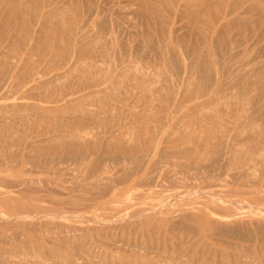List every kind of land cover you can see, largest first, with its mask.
I'll use <instances>...</instances> for the list:
<instances>
[{"label": "rangeland", "instance_id": "rangeland-1", "mask_svg": "<svg viewBox=\"0 0 264 264\" xmlns=\"http://www.w3.org/2000/svg\"><path fill=\"white\" fill-rule=\"evenodd\" d=\"M18 1H21V0H1L0 1V3H1L0 4V110H1V108L4 109L3 110L4 112H2V110L0 111V119H1L0 120V151H1V153H0V157H1L0 158V175H1L0 178L2 179V180L0 179V260H2L1 257H3V256L8 257L10 255L13 259H15V261L19 260L17 262H20V261L22 262L23 260H20V258L23 259L22 257H24V262H26V260H27V264L29 262L32 263L33 260L35 261L36 259L40 260L39 261L40 264H42V262L44 263L46 260H48V261H46L45 264H53L56 261H54L55 259L51 258L52 255H50L48 252H50L52 254L53 250H55L54 256L56 254V255H59L57 257L60 258V255L63 254L64 252H65L64 255L68 254L70 256L69 257L68 255H66L65 256L66 258L64 257L65 258L64 260L66 262L64 260H61L63 258H60L61 261H59V259H57V257L55 256V258L57 260V264L58 263L60 264L62 261H64L65 263H69V264H72V263L73 264H78V263L80 264V262H82V260H84L83 261L84 263L82 262L83 264H87V263L88 264H100V263L101 264L102 263L103 264H112L113 262L115 264H118L117 262H122L119 264H129V263L133 264V262H135L136 259H138V260L140 259L141 262H143L144 264H158L159 262H160L159 264H164L163 262H165V261H166L165 264L167 262H170L167 264H171V263L177 264V263H175L176 260L180 258L179 260L182 261L181 259H183L184 257H185V259L188 257V259L186 261L183 259V262H180V264H183L184 262H187V261L188 262L186 264H198V263H200V264H209V263L210 264H245V262L248 260L251 261L250 262L251 264H254V262H255L254 260L257 261L255 264H257V263L264 264V224L262 225V223L256 224V223H250L247 221V224L244 226L242 225L244 223L237 224V225L233 224L234 228H233V225H230V227H223L222 229H219V231H218V229L212 227V222L207 223L206 220H205L206 223L204 220H201V219H198L197 221H193V219H191L192 222L188 219H185L183 221L182 218L178 217V216L181 217L180 213L172 214V215L168 216V218H167V216L160 217V215H156L155 218L154 217L152 218L151 216L145 217V215H144L148 212V209H151L153 206L157 205L159 203L158 202L159 200L167 199L172 194H178L180 197H184V196H182L183 194L184 195L185 194L186 195L191 194V196H192L193 195L192 191L197 190L199 192L203 191L202 192L203 196L198 194V198H197L198 203H195V204L192 203L190 205L189 203H191V201L195 199V196H194V198L189 196L188 198H190V197L192 198L191 200L189 199V201H188V198H185V199L183 198L184 201H186V200L188 201V202L187 201L185 202V203H188L187 206L181 205L180 207L186 208V207H190L192 205L193 206H202L203 205L202 203H204V202L207 203L206 200L208 201L209 200L208 198H210L208 193L205 192V191H207V192H211V193L213 192L215 194V197H224V199L232 200V201L234 199L235 202L239 203L240 205H243V207L245 206L246 208L244 207L243 209H241L242 210V213H241L242 216H246V217L248 216L247 218L258 220V218H260L259 217L260 215H256V213H260L261 211H262L260 213L261 218L264 216V208H263L264 207V192H263L264 190H262V188L264 189V183H263L264 182V178H263L264 172H262V171H264V159H262V158H264V136H262V135H264V131H262V130H264V117H263V114H264V108H263L264 107V105H263L264 104L263 103L264 102V100H263L264 99L263 98L264 97V93H263L264 87H262V86H264V72L262 74V70L264 69V67L259 66L260 63H261V65L264 64V62L263 63L259 62L262 60L264 61V54H263L264 53V0H257L258 2L255 0L257 3L254 0H197V1L196 0H186V1L185 0H108V1L107 0H61L60 3H59V0H54V1H52V0H43V1L42 0H25V1L22 0V3L18 2ZM51 1L53 3L55 1L56 2L53 4V3H51ZM69 1H71V2H69ZM147 1H148V3L146 4ZM187 1L190 3H188ZM237 1L239 2V4L237 3ZM65 2H68V3L64 4L66 6V8H65V6L63 7V3H65ZM230 2H231V4L229 5ZM253 3L255 4V6L253 5ZM178 4H179V7H178ZM6 5H7V7H6ZM40 5H43V6H40ZM75 5H77V6H75ZM22 6H24V7H22ZM60 6H62L63 8ZM69 6L70 7L72 6V7L70 8ZM226 6H228V7H226ZM59 7L61 10L58 9ZM87 7H89V8H87ZM245 7H247V8H245ZM34 8L35 9L38 8L37 9L38 11L35 10ZM51 8H53V9H51ZM153 8H155V9H153ZM54 9L59 10V11H56ZM240 9H242V10H240ZM46 10L49 13H45V12H47ZM62 10L63 11L65 10V12L59 13V12H62ZM243 10H244V13H243ZM55 11L57 12V15L61 16L60 18H59V16L57 18V16L55 15V13H56ZM86 11H88V12H86ZM235 11L236 12L238 11V12L236 13ZM33 12L35 13V15ZM36 12L40 13V14L38 15ZM72 12H74V13L70 14ZM228 12H230L231 14L230 13L227 14ZM44 13H45V15H44ZM51 13H53L54 16H53V14L51 15ZM233 13H236L237 15L233 14ZM48 14H50L51 16H49ZM62 14H64V16H66V15H68V16H66V17H64V19H62L63 18ZM226 15H228V16H226ZM234 15H236L238 17H236ZM239 16H240V18H239ZM45 17H47V18L45 19ZM53 17L55 18V20ZM242 17L244 18V20H242L243 19ZM246 17H247V19L245 20ZM25 19H28V21ZM49 19H52V22H53L52 24L50 23L51 21ZM229 19L230 20L235 19V21L233 20L234 21L233 22L231 20L232 21L231 22ZM42 20H43V22H42ZM45 20H47V21L45 22ZM56 20H57V22H56ZM58 21L61 22V23L59 22V25H58ZM62 21H64V22H62ZM97 22L100 24L98 25ZM46 23H47V25H46ZM48 23H50V24H48ZM27 24H30L29 29L27 28V27H29ZM65 24L69 25V26H65ZM50 25H52V26H50ZM81 25L85 26V27L82 26V28L84 27L83 28L84 30H81L82 32L79 31L81 28L80 27ZM215 28H216V30H215ZM21 31H22V33H21ZM48 31H50L52 34ZM47 32L49 33L48 35H47ZM87 32L91 35L92 38H90V35ZM39 34H40V36H39ZM83 35H84V37H83ZM88 35H89V37H87ZM36 36H38V37H36ZM210 36H212L214 38H212V37L210 38ZM215 36L217 37V40L215 39L216 38ZM30 37H31V39H30ZM53 37H54V39H53ZM79 37H80V40H78ZM98 37L101 39L102 42L100 41V39ZM37 38L38 39L42 38L41 39L42 41L41 40L40 41L42 43L44 42V44L39 42V40ZM69 38L71 39V41L69 40ZM94 38H95V41H93ZM98 39L102 43V45L100 42L97 44ZM209 39H210V41H209ZM211 39H213V42L211 41ZM52 40H54V41H52ZM62 40H63V42H62ZM116 40H117V42H116ZM48 41H50V43L53 42V43H51L53 45H51ZM81 41L83 42V44H81L82 43ZM148 41H151V42H148ZM155 41L157 43H159L158 46H157V43ZM162 41L164 42V44L167 41L166 44L164 45V46H166L165 48H160V47H163ZM170 41H172V42H170ZM217 41H218V43L221 42L219 45L220 47L222 46L221 48H223V49L225 48L224 52H223V49H221L220 47H218V49L216 48L215 44H217V46H218ZM27 42H28V44H27ZM77 42L79 44V45L77 44L78 46L76 45ZM94 42H96V43H94ZM107 42H108V44H106ZM214 42H215V44H213ZM109 43H111V44L109 45ZM126 43H127V46H125ZM153 43L155 45H153ZM171 43H173L176 46H174ZM227 43L229 44L228 45L229 48H226ZM39 44L40 45L42 44L41 47H39ZM68 44L70 45V47L72 45L73 46L70 48V47H68L69 46ZM105 44L108 46H106ZM168 44H169V46H168ZM21 45H22V49L19 48V46H21ZM49 45H50V47H49ZM54 45H55V47H53ZM214 45H215V48L219 52H220V50H222V52H220V54L222 55V58H220L221 56L219 55V53L214 48ZM224 45H226V46H224ZM104 46L106 48L108 47V51ZM139 46H144L143 47V48H145V49H143L145 51L144 54H143V52H144L143 50H140V53H138L139 52L138 50L142 48ZM146 46H148V47L146 48ZM149 46H151V47H149ZM167 46L169 48H167ZM109 47L111 48L110 52H109V49H110ZM170 47L171 48L173 47L172 51H170L171 50ZM230 47H231V49H230ZM15 48L18 50H16ZM49 48H52V49H49ZM113 48H114V50H112ZM127 48L129 49V51L127 50ZM134 48H136V51ZM148 48L150 49V51L148 50ZM152 48L155 49V51ZM76 49H78L77 50L78 52L76 51ZM151 49L153 51H151ZM156 49H159V51ZM161 49H162V51H161ZM164 49H166V50H164ZM179 49H180V52H179ZM190 49H191V52L189 51ZM205 49H206V52H205ZM244 49H246V50H244ZM7 50H8V52H6ZM71 50H74V51L72 52ZM94 50H95V52H94ZM123 50H124L125 54L123 53ZM236 50L237 51L240 50L241 52H237L235 54ZM106 51L108 52L107 57L109 59L107 57H105ZM111 51H113V53ZM157 51L162 56L163 55L165 56V53H167L166 60H167V58H168V60L171 58V57L169 58L170 55L171 56H174V54L176 55V52H177L178 54L175 57L177 58V56L180 55L181 56L180 60H179V58H177L173 61V58H171L169 61L172 60L173 64H172V62H169L168 60L167 61L169 62L170 65L172 64L173 66H174V64L177 65L176 64L177 62L182 63L183 65L179 64V66L177 65V67H181L182 69L184 68V70L180 71L181 68H178L177 71H179V72L176 71V73H174L176 67L174 68L172 65H171L172 66L171 67L168 64V62L165 60V57H162L161 55H160V57H156L159 55L157 53ZM185 51H186L187 55H186V53L184 54ZM64 52H65V54H64ZM68 52H69V54H68ZM70 52H72V53L70 54ZM116 52L119 53L118 55H120V57L122 55V57L121 58L116 57V56H118ZM171 52L174 54L172 55ZM216 52L218 54H216ZM228 52H230V53H228ZM77 53H78V55H77ZM115 53H116V55H115ZM188 53L190 54V56L192 55L191 58H189ZM232 53L234 54V57H233ZM242 53L243 54L247 53V54L246 55L244 54V56H242L243 55ZM2 54H4V55H2ZM19 54H20V56H19ZM42 54H43V56H42ZM156 54H158V55H156ZM67 55H68V57H67ZM124 55L127 56V58H125ZM185 55L187 57H185ZM202 55H204V57ZM75 56H77V57H75ZM102 56L106 60H104L102 58ZM113 56L115 58H117V60L115 58H113ZM130 56H131V58H130ZM201 56L204 60H207V62L206 61L202 62L204 60H201L202 59ZM248 56H249V58H248ZM253 56L255 57V59H253V60L250 59V58H254ZM244 57H245V60L243 59ZM68 58H69V60H68ZM124 58L127 59V61L129 59V61H131V62L134 61V62L130 63L128 61L130 63L129 64ZM139 58H140V60H139ZM159 58H161V59L163 58V60L160 61L161 59H159ZM231 58H233L232 59L233 62H231L232 61ZM234 58H236L237 60ZM107 59L109 62L107 61ZM120 59H122L121 60L122 62L120 61ZM186 59H188L189 61ZM196 59L198 60V63L195 64L194 61L197 62ZM238 59H239V61H238ZM118 60L120 62H118ZM124 60H125V62H123ZM164 60H165V65H163ZM242 60H244L243 63H241L242 67L241 66L238 67L240 64V61L242 62ZM247 60L252 61V62H249V61L246 62ZM50 61L55 62V63H53L54 66L51 65L52 63ZM156 61H160V62H156ZM175 61H177V62L174 63ZM180 61H182V62H180ZM213 61H214V63H213ZM78 62H79V64H78ZM81 62H82V64L80 65ZM199 62H201V64H199ZM222 62H223L224 66L222 65ZM225 62H226V65L228 64V62H230L233 67L236 64L238 66L236 65V67L233 68V67H231V65L229 63L230 66L227 68L228 65L226 66L224 64ZM245 62L248 65L250 64L249 68L247 70L245 68H247L248 65L244 64ZM18 63H19V65H18ZM59 63H60V65H58ZM95 63H97V65H99V64L102 65V67L97 66ZM154 63H156V65ZM159 63H160V65H159ZM208 63H209V65H208ZM233 63H234V65H233ZM132 64H135V65L137 64L135 67H137L138 70L136 68H134V65H132ZM187 64L189 66L191 65V70L189 69L190 67L188 68L189 71L187 69V67H188ZM193 64L195 65V67L198 65V67H196V68H198L199 71H197L198 69L197 70L194 69L192 71V69L194 68ZM252 64H255V65H252ZM48 65L49 66L51 65L50 68H48ZM75 65H76V67H75ZM85 65H88V66L84 67ZM93 65H95L94 66V68L96 67L95 69L93 68ZM205 65H206V67H205ZM243 65H245V66H243ZM251 65L253 67H256L255 68L256 72L252 70L253 67H251ZM169 66H170V68H169ZM207 66H209V67H207ZM216 66H218V67H216ZM222 66H223V68L224 67L227 68L228 73H226L227 72L226 69L224 68L225 69L224 70L222 68ZM257 66L259 68H257ZM51 67H53V68H51ZM77 67L79 70L75 69ZM88 67L90 70L88 69ZM91 67H92V70H91ZM127 67H130V70H131V67L133 69H136V70L132 69L133 72L135 71L134 72L135 74L133 75V72H131V71L128 72V70L126 69ZM154 67H156V68L159 67V68H157L158 70H156V68H154ZM201 67H202V70H200ZM109 68H111V69L113 68V70H110ZM122 68H124L122 70V72L124 70H126V72L129 76L124 72L121 74L120 70ZM173 68H174V71H173ZM219 68L222 70V71L221 70L219 71L220 73L218 72ZM230 68H233L234 70L230 69ZM236 68H238V70L239 69L240 70L237 72ZM93 69L95 70V73L93 72L94 71ZM106 69H108V71L109 70L110 71L108 72ZM159 69H160V71H159ZM206 69H207V71H206ZM209 69L212 70V72H214V73L209 71ZM213 69H214V71H213ZM216 69H217V71H216ZM249 69L252 70L251 71L252 74L255 72L254 76L251 74V72L247 74L246 71H250ZM74 70L76 71V73H74L75 72ZM231 70H232V72H231ZM89 71H90V73H89ZM103 71H105V72L103 73ZM111 71L112 72L114 71L113 72L114 74H112ZM157 71L160 72L159 76H163V75H165V76L160 78L158 76ZM186 71H188V72H186ZM190 71H192V73ZM204 71H206L207 73L203 74ZM233 71H236V72H233ZM107 72H108V74L109 73L112 74V77L109 78L110 74H109V76H106ZM217 72L220 75L217 74ZM224 72L228 75H224L225 74ZM96 73H99L98 76L96 75ZM177 73H179V74L182 73L183 75L181 74V75H179L181 77L177 78V76H178ZM197 73H199V74H197ZM210 73L213 74V76H211ZM187 74H188V76H185ZM229 74L231 76H229ZM243 74H244V76H243ZM38 75H39V77H38ZM203 75L205 76L204 79L202 77ZM234 75H235V77L237 76L236 77V80H238L237 83L233 82V81H236L235 78L233 79ZM102 76L104 77V79L102 78ZM116 76H119L120 78L122 76L124 78L118 79V77L116 78ZM138 76L140 79L137 78ZM141 76L142 77L145 76L144 79L141 78ZM157 76L159 77V79L156 80V78H158ZM174 76H176V77H174ZM217 76H220L221 78H219ZM127 77H130L132 79L127 78ZM192 77H194V78H192ZM199 77H202L201 80H206V79H208V77H210V78L208 81H205L206 83L203 81V83H204V85H203L201 83L202 81H200ZM212 77H216L215 82L212 81V79H213ZM226 77H227V79L229 78V80H227V82H226ZM242 77H244V80H242ZM50 78H52V79H50ZM101 78L103 79L102 81H101ZM106 78H108V81ZM153 78L156 80V82L154 81ZM162 78H164L165 80H163ZM186 78H189L188 82H187ZM197 78H198V80H197ZM218 78H219V80H218ZM239 78H241L240 81L242 80L243 82L242 81L240 82ZM254 78L256 81L254 80ZM47 79H49V80H47ZM124 79H125L124 82L125 83L127 82L126 84L132 83L131 85H128L130 87H127V85L124 82L122 83V80H124ZM135 79H136V81L140 80L139 81L140 83L138 81L136 82ZM148 79H150L151 83L153 81L155 83L153 82V85H150V82L148 81ZM161 79H162V81H161ZM191 79H193L192 82H191ZM29 80L31 82H29ZM51 80H53L55 82H53ZM83 80H84V82H80ZM98 80H100V81H98ZM174 80H175V82H178V85H176L177 83H175ZM250 80L251 81L254 80L255 83H254V81L251 82ZM24 81H26V82L24 83ZM44 81H46V82H44ZM106 81H107V83H106ZM119 81H120V83H119ZM168 81H170V82H168ZM196 81H199V83L198 82L196 83ZM218 81H219V83H218ZM41 82L42 83L44 82V84L42 85ZM142 82L145 85H147L146 87H148L150 85L149 88H151V89L145 88V85ZM167 82L169 83V86H171V88L165 84ZM194 82H195V84H194ZM221 82H223L225 84L230 82L229 83L230 85L226 84V86L229 85V86H231V88H233V87H235V88H233L232 90L229 86L226 88L225 84L223 85V83H221ZM260 82H262V83L260 84ZM17 83H19L21 85H19ZM78 83H80V84H78ZM112 83H113V85H112ZM213 83L214 84L217 83L218 85H216V84L213 85ZM162 84H163V86H162ZM186 84L189 87H191V89H189V87ZM198 84H201L202 86L199 85L200 86L199 87ZM210 84H211V86L213 85L212 86L213 88H211ZM232 84L233 85L238 84V85L236 87V86H233ZM111 85L112 86L115 85V86L109 87ZM125 85H126V87H124ZM154 85H155V88H154ZM194 85H195V88H194ZM219 85H220V87H219ZM120 86L122 89L124 87L123 91L120 88ZM216 86L219 87L220 89H221V87H223L224 89H222L220 91V89L219 88L217 89ZM238 86H240V87H238ZM253 86L255 87L254 90L252 88ZM19 87H20V89H19ZM138 87H140V88H138ZM163 87L166 88V90H165L166 92L165 91L162 92L164 90ZM172 87L177 88V90H175V88L173 89ZM201 87H203V89H201ZM128 88H129V90L125 91L126 92L125 93L124 90L125 89L127 90ZM160 88L163 90H160ZM260 88L263 90H261ZM17 89H19V90H17ZM113 89H118L116 91H117V93H119V91H120V94H116L115 90H113ZM187 89H189V90H187ZM196 89L198 91H200V90H203V91H200V93H199L198 91H194ZM207 89L209 91L206 95L205 93L207 92ZM238 89L242 90L243 94H241V92L239 94H237V91L238 92L240 91ZM258 89H259V91H258ZM109 90H112V91H110V92H112L111 94H110ZM174 90L176 91L175 94L177 96H175ZM213 90H215V91L213 92ZM230 90L232 92L234 91L233 95H232V92ZM12 91H13V93H12ZM121 91L125 94H122ZM245 91L247 93H245ZM254 91L258 92L259 94L255 93ZM261 91H263V92L260 93ZM91 92L94 95L97 94V96L90 94ZM95 92H97V93L95 94ZM98 92L102 95L100 96L98 94ZM186 92H187V94H186ZM196 92H198V93L196 94ZM114 93L117 96H115V102H112V100H114V98H113ZM131 93H133V94H131ZM214 93H215V95H214ZM86 94H87V96H85ZM107 94H108V96H107ZM109 94L112 97H109ZM130 94L132 95L131 97L129 96ZM159 94H160V97H162V98H158ZM216 94H218V95H216ZM227 94H229V95H227ZM256 94H258L259 96ZM261 94H263V96ZM98 95L100 98H97ZM118 95H120L121 97ZM152 95H155V97ZM222 95H224V97ZM242 95H246V96L242 97ZM88 96H90V97L88 98ZM103 96H106L107 99H105L106 97H103ZM174 96H175V99H174ZM218 96L221 99L218 98ZM227 96L228 97L229 96L230 97L235 96L238 99L236 98L235 100H233V98L231 97L232 99L230 98L231 100H228ZM83 97H85V98H83ZM125 97H126V100L128 99L127 103L125 101ZM141 97H143V98L141 99ZM167 97H169V98L167 99ZM180 97L182 98V100L180 99ZM211 97L212 98L216 97V100L218 102L214 101L215 99H212ZM253 97L254 98L256 97L257 100L253 99V101H252ZM257 97H259V98H257ZM75 98H77V99L80 98V99H78L79 100L78 101ZM111 98H113V99H111ZM122 98L124 99V101L122 100ZM148 98H150V99H148ZM209 98H211V99H209ZM56 99H57V101H55ZM65 99L67 100V102ZM222 99L225 100L226 104L223 101H221ZM226 99L228 100V102L226 101ZM240 99H241V101H239ZM71 100H72V102H70ZM103 100H104V102H103ZM179 100H181V101L179 102ZM212 100L215 102V104ZM232 100L235 101V103L232 102ZM249 100L251 101V103ZM259 100H261L262 103ZM229 101H231L235 105L237 104V107L235 108V105ZM244 101H246V104ZM156 102L158 104H152V103H156ZM170 102H172V104ZM184 102H186V103H184ZM206 102L208 103V106H207ZM211 102L213 103V105H215L214 108H216V109H214L213 107L206 108L207 110L211 109V110L207 111L205 109V106L210 107ZM216 102H217V104H216ZM103 103H105L106 105ZM159 103H160V105L161 104L162 105L160 106ZM230 103L232 105H230ZM241 103H242L241 108L242 109L244 108L246 111H248V113L245 112L246 113L245 114V113H243L244 110L243 111L239 110V109H241V108H239L241 106ZM255 103L257 105L259 103L260 106L258 107L257 105H255ZM10 104H11L10 107H12L13 110H14L13 106L15 105L14 106L15 107V110H14L15 113L13 111H11V113H9L10 107L8 108V106ZM244 104H245V106H247L249 104L247 107L248 110L246 107H244ZM251 104H252V106L250 107ZM113 105H114V107H113ZM129 105H130V107H129ZM152 105H154V106H152ZM169 105L171 106L170 108L168 107ZM179 105H181V106H179ZM200 105H202L201 106L202 109L200 108ZM223 105L226 106L224 109H223ZM233 105H234V107H232ZM254 105L256 107H258L259 110H257V108ZM262 105H263V107H262ZM2 106L3 107L5 106L7 108H3ZM70 106H71V109L69 108ZM217 106L221 107V108L219 110H217V108H218ZM120 107H123V108L121 109ZM133 107L138 112H136L133 109ZM145 107H147V108H145ZM187 107H188V109H187ZM43 108H45V109H43ZM84 108L85 109L88 108L87 109L88 112L90 109L91 112L94 111L95 113L94 112H92V113L90 112L88 114L84 113V112H82ZM93 108H95V109H93ZM151 108L159 110V111H156V110L155 111L159 113V114L157 113L159 117H161V118L166 117L165 118L166 120L164 119L165 122H164V120L162 121L161 118L159 120V117L155 115L156 112L153 109L152 110H153L154 114L151 115V113H152ZM167 108L169 109L168 110L169 113L167 112ZM212 108H213V110H212ZM233 108H234V111H233ZM6 109H7V113H6ZM69 109H70V111H69ZM129 109L130 110L132 109L133 111L128 113ZM204 109L208 113L205 114ZM249 109L251 110L252 113H254V112L255 113L254 114L250 113ZM260 109H262L263 111ZM38 110L41 113L40 115H38L39 114ZM77 110H79V111L82 110V111L79 112ZM179 110H180V112H177ZM256 110H257V112H256ZM37 111H38V113H37ZM43 111H45V112H43ZM68 111H69V114H71L70 112L73 113L75 111V116H72L74 114L69 115ZM87 111H85V112H87ZM174 111H175V113H174ZM200 111L203 112L202 113L203 115L200 113ZM209 111H210V114H209ZM211 111H214L216 113L212 114ZM231 111H232V113H231ZM235 111L237 114H235ZM240 111H242V113H240L241 115L238 114V112H240ZM258 111H259V113H258ZM34 112H36V113H34ZM52 112L53 113L57 112L58 114L55 115L56 113L53 114ZM125 112H126V114L127 113L128 114L126 115ZM165 112H167V114ZM221 112H222V114L223 113L225 114V115L223 114L225 117L223 115H219ZM227 112H228V114H227ZM50 113H52V115ZM66 113L69 115V118L71 116L73 117V118L71 117L72 122H71V120L68 119V115ZM79 113L82 114L81 118H80V116L76 117V114H79ZM139 113L141 115H139ZM163 113H165L164 114L165 116L163 115ZM249 113H250V115H249ZM46 114H48V115H46ZM63 114L66 116H63ZM84 114H85V117H84ZM90 114L94 115V116H91ZM112 114H113V116L114 115H116V116H114V118H112L113 117ZM168 114H170L169 118H168ZM230 114L233 116L231 118H234V116L236 115V117L234 118L235 120L232 119L233 121H235L232 124L234 127L229 125L232 123V120H230V118L228 119V117H229L228 115H230ZM150 115L153 117H151ZM160 115H163V116H160ZM179 115H180V117H179ZM183 115L185 116V118ZM244 115L245 116L249 115V116L245 117ZM49 116H50V118H48ZM119 116H120V118H119ZM142 116H144V117H142ZM221 116H223L224 119L227 117L226 121L229 122V124L226 123V121L223 118H221ZM260 116H262V117H260ZM95 117H96V119H95ZM206 117H209V118H206ZM237 117L238 118L243 117V119H240V121H238ZM60 118L65 119V120L63 121ZM92 118H94V119H92ZM117 118H119V119H117ZM121 118H122V120H121ZM127 118H129V120ZM55 119H57V120L60 119L62 122H64V124L63 123L60 124L61 121L59 120V122H58ZM142 119H144V121ZM181 119L182 120L186 119V120L184 122ZM218 119H220V121H218ZM221 119H223V121ZM246 119H248V120L251 119V120L248 121ZM109 120H110V122H109ZM141 120H142V122H141ZM204 120H207L208 123H206L207 121L205 122ZM242 120H245V121L242 122ZM167 121H169V123H167ZM236 121H237V123L242 122V123H240L242 125H239V123L237 125ZM65 122L68 124H66ZM70 122L72 124L78 122L76 124L79 126H76V125L72 126L71 125L73 128H75L74 126H76V130L73 128L71 129V127H70L71 123ZM86 122H89V123H86ZM94 122L95 123L98 122V123L93 125ZM123 122H125V123L123 124ZM143 122H144V124H143ZM153 122H154V125H153ZM158 122H159V124H156ZM160 122H161V125H162V122H164L163 126L160 125ZM203 122H205V123H203ZM218 122H221L220 124L222 126ZM133 123H135V124H133ZM180 123H183V124L180 125ZM201 123H203V124H201ZM248 123H249V125H248ZM253 123L258 124V126L256 124L254 125ZM85 124L86 125L91 124V125L85 126ZM140 124H141V127H140ZM206 124H207V126H206ZM209 124H211V126ZM49 125H50V127H49ZM67 125H69V126H67ZM81 125L83 126L84 129L81 127ZM144 125H146V126L144 127ZM168 125H170V126H168ZM175 125L177 126V128ZM244 125H245V127H244ZM251 125L257 126V128L259 126L260 127L257 129L256 127H252ZM66 126L68 127V129L70 128L69 131H67ZM133 126H135V127H133ZM154 126L158 127V128H154ZM178 126H180V127H178ZM237 126H239V127L237 128ZM242 126H243V128H242ZM248 126H250V128L252 127V129L255 128L253 131H256V129L258 131H260L259 133H261L262 141H260L261 136L258 133V131L253 133V132H251L252 129H250ZM121 127L123 128V130L120 129ZM126 127H128V128H126ZM131 127H133V129L135 130L134 131L132 129V131L134 132L133 134L131 131ZM188 127L191 129L187 130L186 128H188ZM208 127H211V128H209L210 131H208L209 130ZM57 128H58V130H57ZM85 128H86V130H85ZM88 128L89 129L91 128V129L89 130ZM152 128H153V130H152ZM159 128H162L160 133L157 132L160 130ZM215 128H217L218 130ZM223 128L226 130H224ZM247 128L249 129V132L246 133V131H248ZM260 128L262 130H259ZM80 129H83V131ZM117 129H118V131H117ZM156 129H158V130L155 131ZM167 129H169V130H167ZM50 130H52V131H50ZM63 130L64 131L66 130V131L64 132ZM109 130H111V131H109ZM214 130L221 136L213 134V133H216V132H214ZM61 131H62V133H61ZM73 131H76V132L79 131V132L76 133ZM141 131H142V133H141ZM177 131H179V133ZM211 131H212V133H210ZM66 132H68V133H66ZM137 132H139V133H137ZM190 132H192V133H190ZM220 132H222V134H220ZM238 132L246 133L245 135H249V136H245L244 134H241ZM55 133H56V135H55ZM58 133H60V134H58ZM73 133H76L79 136L76 140H74V139L76 138L75 136H77V135H75ZM79 133L80 134L82 133V134L80 135ZM83 133H85V134L83 135ZM113 133L114 134L116 133V134L114 135ZM156 133H158L159 135ZM175 133H177V134H175ZM61 134H63V135L65 134V135L63 136ZM153 134H154V136L155 135L156 136L158 135V136L153 137ZM174 134L176 137L174 136ZM183 134L187 138H185V136ZM187 134H188V136H187ZM238 134H240V136H238ZM72 135L74 136V139H70V138H73ZM126 135H128V136H126ZM145 135H146V137H145ZM207 135H209V136H207ZM243 135L245 136V141H243V139H244ZM66 136H69V138ZM121 136H123L122 137V143H124V144L120 145L119 143H121V142H118V141H119V139L121 141V138H119ZM125 136L127 138V139L125 138L126 141L124 140ZM166 136H167V138H166ZM189 136L191 137V139ZM194 136L197 138H195ZM241 136H243L242 137L243 139L241 138ZM256 136H257V139H256ZM65 137H66V139L67 138L69 139V140H67V142H66ZM109 137H111L110 138L111 141H109V139H108ZM168 137L172 138V139H169ZM204 137H206L208 139L207 140L208 143H206V140H205L206 138H204ZM232 137L233 138L236 137L237 139L240 138L243 142L247 141L250 149L248 148L247 143L245 144L242 141H240L243 143L242 144L239 142L240 139H238V141H237L236 138L233 139ZM49 138H50V140H49ZM80 138L82 139L83 142L81 141ZM86 138H87V140H86ZM93 138H95V140H97L94 143L95 145L97 144L96 145L97 148L93 144V142L95 141V140H93ZM161 138H162V140H161ZM218 138H220V139H218ZM45 139H47V141H45ZM59 139H61V141L64 139L65 140L61 142ZM90 139L93 140V141H91V144H90ZM129 139H131V140H129ZM164 139L167 142L164 141ZM230 139H231V141H230ZM248 139H250V140H248ZM41 140H43V141H41ZM52 140H53V142H52ZM128 140L132 141V142H129ZM194 140H197L198 145L196 144V141H194ZM212 140H213V143L215 141V145H219L218 143H220L222 146V143H224L223 144L224 146H222L223 148L221 147L220 150H219L220 146L217 148L219 153L217 150H215L217 146L215 147V149L213 148L215 145L212 144V142H211ZM222 140H224V141L227 140V144L225 142H223ZM235 140L237 142H239V144H242L241 145L242 147L245 144L247 147L244 146V148L251 150L250 152H248V154H250L249 155L250 158L248 156L246 157L247 153H245V152H247V151H245L243 148H242L243 150H241V148H239L240 145L238 143H236ZM255 140H257V141H255ZM31 141H32V143H31ZM68 141H72V143L74 145L71 142H69L70 143L69 144ZM157 141H158V143H157ZM168 141H169V143H168ZM198 141H200V142H198ZM202 141H204V142H202ZM216 141H218V142L216 143ZM251 141L256 142V144L255 143L253 144V142L251 143ZM34 142L35 143L38 142V143H36L37 145H35V147L33 145V144H35ZM51 142L54 144H56L57 142H60V143H57L56 145H54V144H51ZM77 142L82 144V146H80L81 149L79 148L80 144H78ZM116 142H118L119 145L113 144ZM152 142H154V143H152ZM162 142H163V144L166 142L164 144L165 146L162 145ZM192 142L193 143L195 142L194 143L195 145ZM75 143H76V146H75ZM87 143H89L91 146L90 145H88V147L85 146V144L87 145ZM108 143H110V144H108ZM200 143H202L201 146H204L206 148L201 147L199 145ZM4 144H6V145H4ZM38 144H40L42 147L38 146ZM106 144H108L109 148ZM230 144H231V146L229 147ZM234 144L235 145L238 144V145H236L238 149L236 148V146H234ZM250 144L253 145V148L251 147ZM28 145L31 147H29ZM48 145H49V148L47 149ZM57 145H58V147H56ZM67 145L71 146V147L68 148ZM93 145H94V147H93ZM113 145L117 146V150H116V147L112 148ZM136 145L137 146L141 145V146L140 147L138 146L136 148ZM159 145H160V147H159ZM191 145H194V146H191ZM62 146H63V152L60 151V149H62ZM119 146H121V147L118 149ZM166 146L169 148H167ZM198 146H200V147H198ZM51 147H54V148L56 147V149L52 148L53 150H51ZM64 147L66 150L64 149ZM73 147H75V148H73ZM90 147H91V150H90ZM105 147H106V149H105ZM211 147L214 149V150H212V153H215V154H210L211 152L209 153V151H207V150H211L212 149ZM228 147H229V149H228ZM72 148H73V151L70 150ZM95 148L97 149L96 151H95ZM127 148L130 149L129 153L126 151ZM133 148H134V150H133ZM138 148H141V150ZM145 148H147V150ZM151 148L153 151H151ZM153 148H156V149H153ZM166 148L168 149L167 152L169 154L167 152H165ZM187 148H189V149L187 150ZM194 148H196L197 151ZM200 148L203 150L200 151V156H199L198 151L201 150ZM30 149L32 151H29ZM75 149H77L78 151ZM103 149H105V151ZM111 149H113L114 151ZM120 149L122 150V152H120L121 155H123L124 152H126L124 155L129 154V155H126L127 156L126 158H129L128 156H130L131 154H133L134 156L137 155L135 158H137L138 156L140 158L142 156H145V159H146V155H148L149 158L146 161L144 159V157H142V159L146 161V162L144 161L142 164V162L141 163L135 162V160L141 161L142 159H134L133 155H132L133 159L129 158L130 162H129V160L126 161L125 156H123L124 159L119 160V159H121V158H119L118 161H117V159L115 160V158H113V156H112V158H113V160H112L113 162H112L111 161L112 158L110 155L111 154L115 155V153H117L118 150L121 151ZM169 149H170V151H169ZM177 149L179 150V153H178ZM183 149L185 152L183 151V153H182ZM190 149H193L194 151H196V154H195V152L190 151ZM205 149H207L206 152H208L210 155L214 156L212 158V156H210L208 154L209 157H211L212 159L215 158L213 160V162H212L211 158H207L208 162H207L206 158H204L202 160L204 162L200 161V159L203 158L202 156H204V153H205L204 150ZM233 149H235V150H233ZM47 150H50V151H47ZM82 150H83V152H85V154L82 152ZM85 150H87V152ZM231 150L233 151V153L234 152L236 153V150H237V152H238V150L239 151L241 150L245 154V158H242V157H244V156H242L243 155L242 152H239L236 154L239 155L240 153H242V155L240 154V156H242L241 158L245 159V162H246V160L249 161V162H246L247 165L243 160L238 158L239 156L236 155L235 153H234L235 154L234 155L235 157H234L233 154H231L232 153ZM254 150H256L258 152L254 151ZM17 151L19 153H21V155H22L21 158H20V154L16 153ZM146 151H149V152L151 151V153H153L154 155H152ZM159 151L162 154L163 158L165 156V159H167L170 156L173 157V155L178 156V154H179V156H182L181 158H179V156H178L179 159H182L184 156V158L187 160H188V158H190L189 161L192 160V158H193L192 156L190 157L188 154L190 151V153H192V155L195 154L194 159L191 162V163H193V162H195V163L192 165H195L197 163V161H199L200 163L202 162L201 164L197 163L195 168H197L199 171H201L202 169L200 170V165H202V167H204L203 170H207V172L203 173V170L201 172H199L197 169L194 168V166L192 167L190 162L188 161L190 164L189 166H191L194 169L191 170L189 167V169L191 171H189L187 173H189L190 177L189 176L187 177V173L185 172L186 175L184 173V169H186L187 171L189 170L186 168L188 166L187 161L186 162L184 161V163H183V161L178 160V158L176 160V157L174 156L175 158L174 157L173 158L175 159V161L176 162L180 161V163L182 164V165L180 164V166H182V167H180L179 165L178 166L176 165L178 168L174 167L173 164H175L176 162L174 160H173L174 162L172 160L171 161L169 160V159H173V158L170 157L169 159H167V161H165V159L161 160L163 158L159 155L160 154ZM216 151H217V153H216ZM30 152L31 153L34 152L32 155H34L33 157L36 158L35 161L33 160L32 162H30L33 159V157H32V159L30 158L32 155L29 156ZM54 152H55V154H54ZM106 152H108V153L110 152V154H108ZM186 152H188L187 153L188 155L185 154ZM12 153H14V154H12ZM86 153L88 155H90V157H87ZM147 153H149L150 155ZM166 153L168 155H166ZM171 153H172V155H171ZM181 153L183 155H181ZM251 153L253 156H251ZM18 154H19V156H18ZM27 154L29 157L27 156ZM82 154L84 156V159H86L84 161L81 160V159H83V156H81ZM13 155H15V156H13ZM74 155L76 157H77V155H78V157H81V159L78 158L81 161L78 162L76 157L73 158ZM102 155L104 157L106 155L107 156L109 155L110 159H108L107 156H106V158H104ZM118 155H119V152H118ZM186 155H187V157H186ZM208 155L206 154V156H204V157H207ZM53 156H54V160L52 159ZM159 156H160V159H159ZM166 156H167V158H166ZM196 156L200 159H196L197 158ZM236 156H237L238 160L236 159ZM16 157L19 159V161L18 160L15 161L13 159ZM55 157H58V158H55ZM63 157L65 158V160ZM27 158H30V159H28L29 162H28V160L26 161ZM152 158H154V159L152 160ZM227 158H229L231 161H232V158H233V160H235V161H232L231 167H230V165H228V164H230L229 163L230 160L228 162ZM239 159L241 161H239ZM40 160H42V161H40ZM59 160H61V161H59ZM62 160H64V162H62ZM89 160H90V162H89ZM132 160L137 164L139 163V166L135 163L132 164L133 163ZM168 160H169V162H172V163L169 164ZM53 161H55V162H53ZM72 161H75L76 163L75 162L72 163ZM155 161H157V164L159 162V165H158L159 167L162 166L163 162L165 161L169 164L170 168H168V166H167L168 164H166L164 162L165 164H163V165L167 168L164 167L165 169L164 168L162 169V167H160L161 171L163 170L162 172H160L158 170V168H159L158 166H157L158 168L156 167L157 164L154 165L157 169L156 171L160 172V173H158L159 175L157 174V172H153V171L149 172V170H151V167H153V163ZM214 161H216V162H214ZM238 161L241 162V163H238L240 168L236 167L237 164L235 165V162L237 163ZM242 161H243V163H242ZM13 162L15 163V165ZM18 162H20V163H18ZM52 162H53V164L51 165L50 163H52ZM68 162H69V164H68ZM116 162H117V164H116ZM225 162L228 164L226 165ZM83 163H84V165H82ZM178 163H176V164H178ZM206 163H207V165H206ZM11 164H13V165H11ZM98 164H99V166H98ZM141 164L144 165V167ZM183 164H184V167H183ZM185 164H186V166H185ZM240 164H242V166L245 164L246 166L244 165L242 167V166H240ZM94 165H95L96 169L94 167H92ZM136 165L138 167L136 169H134V167H136ZM204 165L207 167H205ZM44 166L46 168H44ZM85 166H87V167L85 168ZM113 166H115L116 168ZM132 166H134L133 169H131ZM140 166L143 167L142 170H141L142 167L140 168ZM224 166L225 167L227 166V168L229 166V169H227V168L223 169ZM78 167L80 170H78ZM89 167L94 168V170L92 168H90L91 170L87 171L89 169ZM147 167H149V170ZM81 168L82 169L85 168L83 170L84 172H82ZM97 168H98V170L100 169V172L97 170ZM126 168H127L128 172L131 173L133 171L132 174L133 173L134 174L133 175L130 174V176H129V173H128L127 176H129V177L132 176V177L128 181L125 182L124 177H126L125 175L127 173V172H125ZM182 168H183V173L181 172ZM122 169H123V171H122ZM129 169H131V171ZM138 169H139V171H138ZM174 169L176 170V172H179V175H177V173L175 172ZM76 170H78V171H76ZM153 170H155V169H153ZM193 170H195V171H193ZM209 170H211V171H209ZM248 170H250L251 173ZM73 171L77 172V173L75 172L76 175L74 174ZM80 171L82 172L81 174H80ZM93 171H96L98 174L95 175L96 173H94ZM168 171H169V173H168ZM192 171L196 172L197 174L201 173V176H198L196 174L195 175L196 177L194 176V178H193V176L190 175V173L192 174ZM223 171H225V172H223ZM255 171H257V172L255 173ZM88 172L94 173V175L93 174H91V175L93 177L97 176L96 178H98L99 180H97L95 177H94V179H96L99 182H101L100 180L102 178H104L106 176V174H110V175H108L109 180H111L110 176L111 177L113 176V177L117 178V179L115 178L117 181L118 177L120 176V178L123 177V179L121 178L123 181H121L120 179H119L120 181H118V182L114 181L115 183H117V185L114 184V182H113V185H116V186H112V184H109V183H112L113 180L111 182H109V180H108L107 182H108L109 186H111L112 189L109 186H107L108 185L107 183H106L107 185L102 183V184L106 185L105 186L106 189H109V188L110 189L107 190V192H106L104 185L101 186V187H104V189L102 188L103 190L100 189L101 191H103V192H101V196H103V197H101V196L98 197L99 196L98 195L99 190L97 191L98 192L97 194H95L96 191H93V190L96 189L95 187L98 186V185L96 186V184H100V183L97 182L95 184V186L90 185V184H92V181L95 182V180L93 179L92 176H90L92 178H90L89 176H85L86 180L83 179L85 177L82 175H84V174L87 175ZM115 172H116V174H114ZM118 172L120 174H118ZM137 172H139V173H137ZM172 172L174 174L175 173L176 174L174 175ZM100 173H101V175H99ZM70 174L73 175L74 177L78 178L79 181H83V187L82 188H84V187L85 188L81 189V192H80L79 187L81 188L82 182L80 185V182L76 178L72 177ZM138 174H140V175H138ZM142 174H143V176H141ZM147 174L150 175L149 177H152V175L154 176L155 174H157V175H155L156 176L155 178L157 181L154 179L155 184L152 185L151 181L153 179L146 177V176H148ZM202 174L206 175V176H204V178H203ZM217 174L220 175L218 177V179L216 178L218 176ZM77 175L80 176V179H82V180H80ZM122 175H124V176H122ZM183 175L186 177H184ZM102 176H104V177H102ZM242 176L243 177L245 176V177L243 178ZM68 177H71V179H69L67 181ZM87 177H89V178L87 179ZM100 177H102V178H100ZM106 177H105V180H107ZM129 177H126V180ZM197 177L199 180L201 178H203L201 180H204V182L201 180L200 181L197 180ZM199 177H201V178H199ZM205 177H208V180L206 178V181H205ZM209 177H210V179H209ZM214 177L216 179H214ZM72 178L75 180V183L73 182L74 180ZM146 178H147V182L149 183V185L145 184ZM257 178H258V180H257ZM29 179L30 180L37 179L38 182L37 181L36 182H37V184L39 183L38 187H42L43 189H41V188L37 189L38 187L35 186L36 182L34 183L33 181H26ZM89 179H91V180H89ZM144 179H145V183H143L144 181H142ZM190 179H193V180H190ZM226 179H228V180H226ZM229 179H231V180H229ZM23 180H25V181H23ZM46 180H47V182H46ZM65 180L68 183H66ZM70 180H73V181H70ZM87 180H89V181H87ZM105 180L103 182H105ZM130 180H132V181H130ZM249 180H250V182H249ZM251 180L253 183L251 182ZM21 181H22V183H21ZM69 181L71 183H74L75 186L76 185L78 186V187L76 186L77 191L75 189H72V190H75L76 192L75 191L71 192L70 186L72 187L73 185H71L69 183ZM86 181H87V183H86ZM133 181H134V183H133ZM189 181H191V184ZM229 181L230 182L232 181V184ZM30 182H32V183H30ZM84 182L86 183V185L88 184L87 187L89 186L90 191H88V188L86 187V185L84 186V184H85ZM94 182H93V184H94ZM243 182L245 184H247L248 186L247 185L245 186V184ZM259 182H260V184H259ZM78 183H79V185H78ZM45 184H46V186H45ZM65 184H67V185H65ZM177 184H178V186H177ZM192 184L195 185L196 187L193 186ZM243 184H244V186H243ZM9 185H11L12 187ZM64 185H65V187L69 186L70 190L67 191L66 189H62L61 186L64 188ZM261 186H263V187H261ZM93 187H94V189H92ZM101 187L99 185L98 189ZM49 188H50V190H49ZM54 188H56V189H54ZM122 188L123 189L125 188V189L123 190ZM126 188L127 189L129 188V189L127 190ZM61 189L64 191L61 192L60 191ZM78 189H79V191H78ZM85 189H87V192H89V193H87ZM91 189H92V191H91ZM181 189L184 193H182ZM198 189H201V190H198ZM204 189H207V190H204ZM104 190H105V192H104ZM184 190H186V191H184ZM248 190L252 191V192H248ZM117 191L119 192V196L114 197V193ZM161 191H162V193H161ZM187 191H188V193H187ZM189 191H191V192H189ZM63 192L64 193L69 192V194H64ZM70 192L73 193V195ZM82 192L84 195L82 194ZM93 192H94L95 196L92 194ZM74 193H76V194H74ZM102 193L103 194L107 193V195H105V194L103 195ZM204 193H206V194H204ZM78 194L80 195V198H79ZM91 194L93 195V197ZM70 195H71V197H70ZM82 195L84 198L81 197ZM85 195H87V196H85ZM96 195H98V196H96ZM206 195H208V196L206 197ZM73 196H74V198L75 197L76 198L74 199ZM88 196H90V197H88ZM204 197H206V198H204ZM117 198H119V199H117ZM242 202H245V203L243 204ZM217 203H218V201H216V202L215 201L214 202L209 201V206H211V207L217 206L218 205ZM117 205L119 207H117ZM159 206H160V204H159ZM250 207H252L253 209L251 210ZM259 207H260V209H259ZM261 207L263 208V210H261L262 209ZM119 208H120V210H119ZM176 208H179V207H176ZM254 208H257V209H254ZM241 210H239V211L241 212ZM243 210H245L246 213L243 212ZM256 210H258V211H256ZM250 212H252V213H250ZM262 213H263V215H262ZM16 214L18 216L19 215L23 216L24 217L23 219L27 220L29 225L25 224L26 225L25 226V225H22V223H20V222L18 224L19 226L17 224H15L13 226V222H11L10 224H7L8 226L6 224H3V222H5L4 219L14 218V216ZM27 215H29V216H27ZM34 215H38V216L40 215V216L38 217V216H34ZM177 217L180 220H178ZM53 219H55V220H53ZM143 219H145V220H143ZM263 219H264V217H263ZM127 220H128V222H127ZM177 220H178V222L183 221V223L180 222L181 223V225H180V223H178ZM187 220H188V222H187ZM85 221L86 222L88 221V222L86 223ZM222 221L226 222L227 220H222ZM9 222H7V223H9ZM115 222H116V224L117 223L118 224L116 225ZM199 222H200V224H199ZM224 222L222 224H224ZM32 225H33V228H32ZM205 225L209 228H207ZM16 226H18L19 228ZM35 226H37V228H35ZM51 226H52V228H51ZM15 227H16V229H15ZM67 227H68V229H67ZM241 228H242V230H241ZM14 229L18 232H16ZM34 229H36L37 231ZM213 229H216L217 231L214 230L215 233H213L212 232ZM232 229H234V230H232ZM17 233H19V235ZM23 233H25V234L23 235ZM12 235H13V237H12ZM16 235H17V237H16ZM10 236H11V238H9ZM62 236L64 239L61 238ZM15 238H18L17 239L18 241L16 240V244H14ZM59 238H61V239L59 240ZM1 239H3V241ZM37 239L41 242L36 241ZM40 239H42V240H40ZM4 240H7V241H4ZM57 240H58V243H57ZM67 240H68L67 243H70V241H71L70 245L66 244ZM75 240H76V243H74ZM1 241L4 243H1ZM8 241H9V243H7ZM26 241H28V242L26 243ZM31 241L32 242L36 241V244L33 245V243ZM24 242H25V244H24ZM88 242H89V245H88ZM124 242L126 244H124ZM60 243H61V245H60ZM72 243H74L73 245H77L76 248H73L75 246H73ZM64 244H66V245H64ZM23 245H25L26 248ZM67 245H69L70 248H66V247H68ZM78 245H80V247L83 245L81 247V248H83V249H81V251H80V248L78 247ZM86 245H88V246H86ZM36 246H38V247H36ZM43 246H45V247H43ZM64 246H66V247H64ZM17 247H19V248H17ZM15 249H16V251H15ZM41 249H42V251H41ZM43 249H45V250H43ZM24 250L26 251L25 254L28 251L31 252L30 257L28 256V253H27V255H25L23 253ZM84 250L88 251V254L89 253L90 254L88 255ZM95 250H96V252H95ZM70 251H73V252L76 251V252L73 255V252H71V254H70ZM9 252H11V253H9ZM20 252L22 254H24L25 256L24 255L21 256L22 254ZM35 252H37L36 256L34 255ZM79 252H81V255ZM91 252L93 254L95 253V255H94L95 258L93 257V254ZM253 253H255V254H253ZM262 253H263V255H262ZM18 254L19 255L21 254L20 255L21 257H18L19 256ZM85 254H87L86 256H88V257L90 256L89 257L90 260H89V258H85L86 257ZM1 255H3V256H1ZM38 255H42V256H40L41 258ZM47 255H50L51 257L50 256L47 257ZM168 255H169V257H168ZM15 256L17 257V259ZM26 256L29 258V260L28 259L25 260V258H27ZM78 256L80 259H82V258L83 259L81 261H80V259L78 260ZM61 257H63V255H61ZM73 257L74 258L77 257L76 261L78 260L80 262H78V261L77 262L75 261L76 263L71 262V258H72V261L74 259ZM10 258H7V259L10 260ZM49 258H51V260H53L54 262L49 260ZM68 258H70V259H68ZM174 258L176 260H174ZM13 259L10 260L11 262L9 260H8L9 262L8 261L5 262L6 259L4 258L3 260H5V261L4 262L2 261V262L5 264H13L15 262ZM95 259H99L101 262H99V260H95ZM112 259H113V261H112ZM142 259H143V261H142ZM239 259L241 260V262L242 261H245V262L238 263L237 261H239ZM67 260H69L70 262H67ZM138 260L136 261L135 264H137V263L143 264L140 262V260L139 261ZM167 260H169V261H167ZM221 260H223V261H221ZM109 261H111V262H109ZM2 262L0 261V264H3ZM64 262H62L61 264H65ZM196 262H198V263H196ZM31 263H29V264H31ZM34 263H36V262H34ZM178 263H179V261H178ZM247 263L250 264L249 262H246V264ZM21 264H26V263L22 262Z\"/></svg>", "mask_w": 264, "mask_h": 264}, {"label": "bare ground", "instance_id": "bare-ground-1", "mask_svg": "<svg viewBox=\"0 0 264 264\" xmlns=\"http://www.w3.org/2000/svg\"><path fill=\"white\" fill-rule=\"evenodd\" d=\"M0 1H1V0H0ZM24 1H25V0H24ZM42 1H43V0H42ZM52 1H54V0H52ZM52 1H51V3H53ZM107 1H108V0H107ZM185 1H186V0H185ZM196 1H197V0H196ZM254 1H255V0H254ZM254 1H253V2H254ZM256 1H257V0H256ZM256 1H255V2H256ZM18 2H21V3H22V0H21V1H18ZM44 2H45V1H44ZM55 2H56V1H55ZM55 2H54V3H55ZM60 2H61V0H59V3H60ZM62 2H63V1H62ZM69 2H71V1H69ZM144 2H145V1H144ZM144 2H143V3H144ZM187 2H188V1H187ZM194 2H195V1H194ZM228 2H229V1H228ZM257 2H258V1H257ZM257 2H256V3H257ZM2 3H3V2H2ZM54 3H53V4H54ZM66 3H68V2L63 3V7L65 6L64 4H66ZM147 3H148V1L146 2V4H147ZM183 3H184V2H183ZM188 3H190V2H188ZM237 3L239 4L238 1H237ZM0 4H1V3H0ZM19 4H20V3H19ZM36 4H37V3H36ZM42 4H43V3H42ZM179 4H180V3H179ZM179 4H178V7H179ZM184 4H185V3H184ZM230 4H231V2L229 3V5H230ZM7 5H8V4H7ZM7 5H6V7H7ZM56 5H57V4H56ZM172 5H173V4H172ZM253 5L255 6L254 3H253ZM40 6H43V5H40ZM75 6H77V5H75ZM75 6H74V7H75ZM245 6H246V5H245ZM18 7H19V6H18ZM22 7H24V6H22ZM38 7H39V6H38ZM48 7H49V6H48ZM60 7H62V6H60ZM60 7H59L58 9H60ZM63 7H62V8H63ZM67 7H68V6H67ZM69 7H70V6H69ZM71 7H72V6H71ZM71 7H70V8H71ZM226 7H228V6H226ZM247 7H248V6H247ZM247 7H245V8H247ZM261 7H262V6H261ZM41 8H42V7H41ZM45 8H46V7H45ZM65 8H66V6H65ZM87 8H89V7H87ZM93 8H94V7H93ZM254 8H255V7H254ZM262 8H263V7H262ZM13 9H14V8H13ZM24 9H25V8H24ZM34 9H35V8H34ZM37 9H38V8H37ZM37 9H35V10H37ZM51 9H53V8H51ZM153 9H155V8H153ZM226 9H227V8H226ZM226 9H225V10H226ZM249 9H250V8H249ZM40 10H41V9H40ZM40 10H39V11H40ZM42 10H43V9H42ZM54 10H56V9H54ZM60 10H61V9H60ZM86 10H87V9H86ZM89 10H90V9H89ZM89 10H88V11H89ZM229 10H230V9H229ZM240 10H242V9H240ZM240 10H239V11H240ZM37 11H38V10H37ZM46 11H47V10H46ZM56 11H59V10H56ZM56 11H55V12H56ZM67 11H68V10H67ZM76 11H77V10H76ZM88 11H86V12H88ZM92 11H93V10H92ZM259 11H260V10H259ZM16 12H17V11H16ZM55 12H54V13H55ZM64 12H65V10H64V11L62 10V12H59V13H64ZM235 12H236V11H235ZM237 12H238V11H237ZM237 12H236V13H237ZM248 12H249V11H248ZM33 13H34V12H33ZM36 13H37V12H36ZM41 13H42V12H41ZM45 13H49V12L47 11V12H45ZM45 13H44V15H45ZM59 13H58V14H59ZM73 13H74V12H72V13H70V14H73ZM229 13H230V12H228L227 14H229ZM236 13H233V14H236ZM241 13H242V12H241ZM243 13H244V10H243ZM37 14L39 15L40 13H37ZM37 14H36V15H37ZM52 14H53V13H51V15H52ZM230 14H231V13H230ZM34 15H35V13H34ZM48 15L51 16L50 14H48ZM48 15H47V16H48ZM55 15H56L57 18H58L59 15H57V12L55 13ZM60 15H61V14H60ZM236 15H237V14H236ZM236 15H234V16H236ZM49 16H48V17H49ZM53 16H54V14H53ZM62 16H63L62 19H64V17H66V16H68V15L64 16V14H62ZM221 16H222V15H221ZM226 16H228V15H226ZM38 17H39V16H38ZM60 17H61V16H59V18H60ZM89 17H90V16H89ZM222 17H223V16H222ZM231 17H232V16H231ZM236 17H238V16H236ZM244 17H245V16H244ZM24 18H25V17H24ZM46 18H47V17H45V19H46ZM49 18H50V17H49ZM53 18H54V17H53ZM57 18H56V19H57ZM69 18H70V17H69ZM239 18H240V16H239ZM242 18H243V17H242ZM223 19H224V18H223ZM227 19H228V18H227ZM236 19H237V18H236ZM246 19H247V17L245 18V20H246ZM25 20L28 21V19H25ZM49 20L51 21L50 23L52 24V23H53V22H52V19H49ZM54 20H55V18H54ZM57 20H58V19H57ZM57 20H56V22H57ZM66 20H67V19H66ZM68 20H69V19H68ZM229 20H230V19H229ZM231 20H232V21H233V20L235 21V19H231ZM231 20H230V21H231ZM237 20H238V19H237ZM242 20H244V18H243ZM46 21H47V20H45V22H46ZM226 21H227V20H226ZM232 21H231V22H232ZM234 21H233V22H234ZM42 22H43V20H42ZM48 22H49V21H48ZM54 22H55V21H54ZM59 22H60V21H58V25H59ZM62 22H64V21H62ZM50 23H48V24H50ZM60 23H61V22H60ZM97 23H98V22H97ZM227 23H228V22H227ZM227 23H226V24H227ZM84 24H85V23H84ZM99 24H100V23H98V25H99ZM24 25H25V24H24ZM27 25L29 26L30 24H27ZM46 25H47V23H46ZM53 25H54V24H53ZM58 25H57V26H58ZM102 25H103V24H102ZM230 25H231V24H230ZM50 26H52V25H50ZM63 26H64V25H63ZM65 26H69V25H66V24H65ZM65 26H64V27H65ZM82 26H84V25H81V26H80L81 28L79 27V28H80L79 31L84 30L83 28H84L85 26H84L83 28H82ZM96 26H97V25H96ZM114 26H115V25H114ZM102 27H103V26H102ZM22 28H23V27H22ZM25 28H26V27H25ZM27 28L29 29L30 26L27 27ZM50 28H51V27H50ZM53 29H54V28H53ZM53 29H52V30H53ZM64 29H65V28H64ZM69 29H70V28H69ZM44 30H45V29H44ZM49 30H50V29H49ZM54 30H55V29H54ZM215 30H216V28H215ZM43 32H44V31H43ZM48 32H50V31H48ZM48 32H47V35L49 34ZM81 32H82V31H81ZM81 32H80V33H81ZM21 33H22V31H21ZM39 33H40V32H39ZM45 33H46V32H45ZM50 33H51V32H50ZM72 33H73V32H72ZM87 33H88V32H87ZM217 33H218V32H217ZM31 34H32V33H31ZM37 34H38V33H37ZM37 34H36V35H37ZM51 34H52V33H51ZM69 34H70V33H69ZM78 34H79V33H78ZM88 34H89V33H88ZM103 34H104V33H103ZM25 35H26V34H25ZM89 35H90V34H89ZM89 35H88L87 37H89ZM31 36H32V35H31ZM39 36H40V34H39ZM98 36H99V35H98ZM27 37H28V36H27ZM36 37H38V36H36ZM36 37H35V38H36ZM41 37H42V36H41ZM83 37H84V35H83ZM104 37H105V36H104ZM211 37H212V36H210V38H211ZM215 37H216V36H215ZM42 38H43V37H42ZM42 38H40V39L37 38V39L39 40V42H41V41H42V40H41ZM56 38H57V37H56ZM61 38H62V37H61ZM90 38H92L91 35H90ZM96 38H97V37H96ZM98 38H99V37H98ZM212 38H214V37H212ZM30 39H31V37H30ZM53 39H54V37H53ZM77 39H78V38H77ZM99 39H100V38H99ZM99 39L97 40V44L101 41V39H100V41H99ZM215 39L217 40V37H216ZM35 40H36V39H35ZM40 40H41V41H40ZM45 40H46V39H45ZM69 40L71 41L70 38H69ZM72 40H73V39H72ZM78 40H80V37H79ZM78 40H77V41H78ZM86 40H87V39H86ZM86 40H85V41H86ZM88 40H89V39H88ZM114 40H115V39H114ZM136 40H137V39H136ZM205 40H206V39H205ZM29 41H30V40H29ZM29 41H28V42H29ZM52 41H54V40H52ZM70 41H69V42H70ZM93 41H95V38L93 39ZM106 41H107V40H106ZM130 41H131V40H130ZM209 41H210V39H209ZM211 41L213 42V39H211ZM28 42H27V44H28ZM48 42L50 43V41H48ZM60 42H61V41H60ZM62 42H63V40H62ZM72 42H73V41H72ZM81 42H82V41H81ZM86 42H87V41H86ZM86 42H85V43H86ZM101 42H102V41H101ZM101 42H100V43H101ZM111 42H112V41H111ZM116 42H117V40H116ZM116 42H115V43H116ZM131 42H132V41H131ZM134 42H135V41H134ZM136 42H137V41H136ZM148 42H151V41H148ZM155 42H156V41H155ZM155 42H154V43H155ZM159 42H160V41H159ZM162 42H163V41H162ZM166 42H167V41H166ZM166 42H165V44H166ZM170 42H172V41H170ZM35 43H36V42H35ZM41 43H42V42H41ZM51 43H53V42H51ZM51 43H50V44H51ZM94 43H96V42H94ZM104 43H105V42H104ZM121 43H122V42H121ZM154 43H153V45H155L157 42H156L155 44H154ZM173 43H174V42H173ZM173 43H171V44H173ZM217 43H218V41H217ZM220 43H221V42L218 43V46H217V44H215V42H214L213 44H215V45H216V48L218 49V47H220V46H219ZM36 44H37V43H36ZM42 44H44V42H43ZM42 44H41V45H42ZM45 44H46V43H45ZM54 44H55V43H54ZM56 44H57V43H56ZM77 44H78V42L76 43V45H77ZM81 44H83V42H82ZM106 44H108V42H107ZM106 44H105V45H106ZM110 44H111V43H109V45H110ZM112 44H113V43H112ZM139 44H140V43H139ZM147 44H148V43H147ZM150 44H151V43H150ZM150 44H149V45H150ZM165 44H164V42H163V43H162L163 47H160V48H165V47H166V46H164ZM169 44H170V43H169ZM169 44H168V46H169ZM33 45H34V44H33ZM41 45L39 44V47H41ZM47 45H48V44H47ZM51 45H53V44H51ZM61 45H62V44H61ZM63 45H64V44H63ZM68 45H69V44H68ZM78 45H79V44H78ZM78 45H77V46H78ZM101 45H102V43H101ZM153 45H152V46H153ZM158 45H159V43H157V46H158ZM162 45H161V46H162ZM173 45H174V44H173ZM215 45H214V48H215ZM221 45H222V44H221ZM228 45H229V44L227 43V46H228ZM72 46H73V45H72ZM72 46H71V47H72ZM97 46H98V45H97ZM106 46H108V45H106ZM125 46H127V43H126ZM134 46H135V45H134ZM137 46H138V45H137ZM168 46H167V48H169ZM174 46H176V45H174ZM224 46H226V45H224ZM227 46H226V48H229V46H228V47H227ZM32 47H33V46H32ZM49 47H50V45H49ZM51 47H52V46H51ZM53 47H55V45H54ZM68 47H70V45H69ZM71 47H70V48H71ZM102 47H103V46H102ZM104 47H105V46H104ZM139 47H142V48L138 50V51H139L138 53H140V50L145 49V48H143L144 46H139ZM147 47H148V46H146V48H147ZM149 47H151V46H149ZM154 47H155V46H154ZM221 47H222V46H221ZM221 47H220V48H221ZM19 48L22 49V45L19 46ZM47 48H48V47H47ZM76 48H77V47H76ZM105 48H106V47H105ZM109 48H110V47H109ZM136 48H137V47H136ZM136 48H134L135 51H136ZM170 48H171V47H170ZM203 48H204V47H203ZM203 48H202V49H203ZM216 48H215V49H216ZM235 48H236V47H235ZM15 49H16V48H15ZM27 49H28V48H27ZM49 49H52V48H49ZM73 49H74V48H73ZM106 49H107V51H108V47H107ZM152 49H153V48H152ZM152 49H151V51H153V50L155 51V49H153V50H152ZM172 49H173V47L171 48L170 51H172ZM217 49H216V51H217V52L219 53V55L221 56L220 58H222V55L220 54V52H222V50H220V52H219ZM221 49H223V48H221ZM230 49H231V47H230ZM16 50H18V49H16ZM16 50H15V51H16ZM40 50H41V49H40ZM77 50H78V49H76V51H77ZM110 50H111V48L109 49V52H110ZM112 50H114V48H113ZM127 50L129 51L128 48H127ZM148 50L150 51L149 48H148ZM156 50L159 51V49H156ZM164 50H166V49H164ZM164 50H163V51H164ZM174 50H175V49H174ZM174 50H173V51H174ZM240 50H241V49H240ZM240 50H238V51L236 50L235 54H236L237 52H241ZM244 50H246V49H244ZM4 51H5V50H4ZM19 51H20V50H19ZM19 51H18V52H19ZM28 51H29V50H28ZM42 51H43V50H42ZM53 51H54V50H53ZM64 51H65V50H64ZM71 51L73 52L74 50H71ZM80 51H81V50H80ZM103 51H104V50H103ZM107 51H106V56H105V57H107V55H108V52H107ZM116 51H117V50H116ZM133 51H134V50H133ZM143 51H144V50H143ZM158 51H157V53H158ZM161 51H162V49H161ZM161 51H160V52H161ZM176 51H177V50H176ZM176 51H175V52H176ZM189 51L191 52V49H190ZM224 51H225V48L223 49V52H224ZM227 51H228V50H227ZM231 51H232V50H231ZM6 52H8V50H7ZM72 52H70V54H71ZM77 52H78V51H77ZM94 52H95V50H94ZM94 52H93V53H94ZM111 52L113 53V51H111ZM164 52H165V51H164ZM179 52H180V49H179ZM182 52H183V51H182ZM187 52H188V51H187ZM195 52H196V51H195ZM195 52H194V53H195ZM200 52H201V51H200ZM205 52H206V49H205ZM217 52H216V54H218ZM13 53H14V52H13ZM16 53H17V52H16ZM44 53H45V52H44ZM50 53H51V52H50ZM55 53H56V52H55ZM61 53H62V52H61ZM116 53H117V55L119 54L118 52H116ZM116 53H115V55H116ZM123 53H124V50H123ZM127 53H128V52H127ZM138 53H137V54H138ZM144 53H145V51L143 52V54H144ZM169 53H170V52H169ZM185 53H186V51L184 52V54H185ZM228 53H230V52H228ZM45 54H46V53H45ZM45 54H44V55H45ZM51 54H52V53H51ZM62 54H63V53H62ZM64 54H65V52H64ZM68 54H69V52H68ZM110 54H111V53H110ZM121 54H122V53H121ZM124 54H125V53H124ZM134 54H135V53H134ZM143 54H142V55H143ZM158 54H159V53H158ZM158 54H156V55H158ZM162 54H163V53H162ZM171 54L173 55L174 53L171 52ZM177 54H178V53L176 52V55H177ZM188 54H189V53H188ZM203 54H204V53H203ZM232 54H233V53H232ZM242 54H243V53H242ZM244 54H245V53H244ZM244 54H243L242 56H244ZM246 54H247V53H246ZM246 54H245V55H246ZM248 54H249V53H248ZM263 54H264V53H263ZM2 55H4V54H2ZM21 55H22V54H21ZM75 55H76V54H75ZM77 55H78V53H77ZM115 55H114V56H115ZM160 55H161V54H159V55L156 56V57H160ZM166 55H167V53H165V56H164V55H163V56L161 55V56H162V57H165V60H166V57H167ZM176 55L174 54V56H171V55H170V56L168 55V56H169V58H170V57L173 58V61H174L175 59H177V58H179V60H180V57H181V56L179 55V56H177V58H176V57H175ZM186 55H187V53H186ZM186 55H185V57H187ZM194 55H195V54H194ZM240 55H241V54H240ZM19 56H20V54H19ZM42 56H43V54H42ZM59 56H60V55H59ZM70 56H71V55H70ZM114 56H113V58H115ZM124 56H125V55H124ZM182 56H183V55H182ZM188 56H189V58H191L192 55L190 56V54H189ZM199 56H200V55H199ZM202 56L204 57V55H202ZM202 56H201V58H202ZM206 56H207V55H206ZM230 56H231V55H230ZM238 56H239V55H238ZM67 57H68V55H67ZM75 57H77V56H75ZM98 57H99V56H98ZM111 57H112V56H111ZM116 57H120V55H118V56H116ZM121 57H122V55H121ZM121 57H120V58H121ZM134 57H135V56H134ZM138 57H139V56H138ZM143 57H144V56H143ZM143 57H142V58H143ZM174 57H175V58H174ZM233 57H234V54H233ZM236 57H237V56H236ZM253 57H254V56H253ZM19 58H20V57H19ZM45 58H46V57H45ZM60 58H61V57H60ZM60 58H59V59H60ZM69 58H70V57H69ZM69 58H68V60H69ZM102 58H103V56H102ZM107 58H108V57H107ZM125 58H127V56H125ZM125 58H124V59H125ZM130 58H131V56H130ZM171 58H170V59H171ZM182 58H183V57H182ZM182 58H181V59H182ZM189 58H188V59H189ZM192 58H193V57H192ZM241 58H242V57H241ZM246 58H247V57H246ZM248 58H249V56H248ZM256 58H257V57H256ZM48 59H49V58H48ZM48 59H47V60H48ZM52 59H53V58H52ZM78 59H79V58H78ZM103 59H104V58H103ZM108 59H109V58H108ZM108 59H107V61H108ZM111 59H112V58H111ZM115 59L117 60V58H115ZM144 59H145V58H144ZM159 59H161V58H159ZM159 59H158V60H159ZM170 59H169V60H170ZM183 59H184V58H183ZM188 59H186V60H188ZM198 59H199V58H198ZM232 59H233V58H231V60H232ZM234 59H236V58H234ZM243 59L245 60V57H244ZM250 59L253 60V59H255V57H254V58H250ZM19 60H20V59H19ZM45 60H46V59H45ZM81 60H82V59H81ZM101 60H102V59H101ZM104 60H106V59H104ZM121 60H122V59H120V61H121ZM125 60L127 61V59H125ZM125 60H124L123 62H125ZM130 60H131V59H130ZM134 60H135V59H134ZM139 60H140V58H139ZM162 60H163V58H162L160 61H162ZM165 60H164V64H163V65H165ZM167 60H168V58H167ZM167 60H166V61H167ZM169 60H168V61H169ZM189 60H190V59H189ZM189 60H188V61H189ZM196 60H197V59H196ZM201 60H204V59L202 58ZM220 60H221V59H220ZM231 60H230V61H231ZM236 60H237V59H236ZM240 60H241V59H240ZM244 60H242V62L240 61L239 66H238L237 64H236V65H237L238 67H240V66L242 67L241 63H243ZM98 61H99V60H98ZM120 61L118 60V62H120ZM128 61H129V59H128ZM128 61H127V62H128ZM145 61H146V60H145ZM160 61H156V62H160ZM168 61H167V62H168ZM177 61H178V60H177ZM177 61H175L174 63H176ZM182 61H183V60H182ZM182 61H180V62H182ZM205 61L207 62V60H204V61H202V62H205ZM238 61H239V59H238ZM248 61H249V60H247L246 62H248ZM257 61H258V60H257ZM29 62H30V61H29ZM50 62L52 63L51 65H53V63H55V62H53V61H50ZM58 62H59V61H58ZM108 62H109V61H108ZM111 62H112V61H111ZM121 62H122V61H121ZM129 62H130V63H133L134 61H132V62L129 61ZM129 62H128V63H129ZM169 62H172V60L169 61ZM169 62H168V64H169ZM191 62H192V61H191ZM220 62H221V61H220ZM226 62H227V61H226ZM226 62L224 63L225 65H226ZM231 62H233V60H232ZM246 62H245L244 64L248 65ZM249 62H252V61H249ZM259 62H262V63H263L264 61L262 60V61H259ZM259 62H258V63H259ZM68 63H69V62H68ZM68 63H67V64H68ZM73 63H74V62H73ZM130 63H129V64H130ZM162 63H163V62H162ZM183 63H184V62H183ZM194 63H195V64L198 63V60H197V62L194 61ZM213 63H214V61H213ZM213 63H212V64H213ZM229 63H230V62H228V64H227L228 66L226 65L227 68L231 65V63H230V65H229ZM256 63H257V62H256ZM78 64H79V62H78ZM81 64H82V62L80 63V65H81ZM95 64L97 65V63H95ZM121 64H122V63H121ZM125 64H126V63H125ZM129 64H128V65H129ZM154 64L156 65V63H154ZM168 64H167V65H168ZM172 64H173V62H172ZM172 64H171V65H172ZM176 64L179 66V64H182V63L177 62ZM189 64H190V63H189ZM199 64H201V62H199ZM212 64H211V65H212ZM220 64H221V63H220ZM18 65H19V63H18ZM18 65H17V66H18ZM51 65H50V66H51ZM55 65H56V64H55ZM58 65H60V63H59ZM58 65H57V66H58ZM68 65H69V64H68ZM71 65H72V64H71ZM76 65H77V64H76ZM76 65H75V67H76ZM89 65H90V64H89ZM132 65H134V68L137 69V67H135L137 64H136V65H135V64H132ZM159 65H160V63H159ZM169 65H170V64H169ZM171 65H170V66H171ZM177 65H175V64H174V66L172 65L174 68L176 67L174 73H176V71H177L178 68H181V67H177ZM182 65H183V64H182ZM187 65H188V64H187ZM208 65H209V63H208ZM213 65H214V64H213ZM222 65H223V62H222ZM233 65H234V63H233ZM236 65H235L234 67H236ZM249 65H250V64H249ZM249 65H248L247 68H245L246 70L249 68ZM252 65H255V64H252ZM252 65H251V67H253ZM50 66L48 65V68H50ZM53 66H54V65H53ZM64 66H65V65H64ZM64 66H63V67H64ZM72 66H73V65H72ZM77 66H78V65H77ZM87 66H88V65H85L84 67H87ZM94 66H95V65H93V68H94ZM97 66H101V67H102V65H100V64L97 65ZM112 66H113V65H112ZM114 66H115V65H114ZM170 66H169V68H170ZM172 66H171V67H172ZM201 66H202V65H201ZM203 66H204V65H203ZM223 66H224V65H223ZM223 66H222V68H223ZM243 66H245V65H243ZM259 66H263V67H264V64L261 65V63H260ZM70 67H71V66H70ZM78 67H79V66H78ZM78 67L75 68V69H78ZM132 67H133V66H132ZM132 67H131V70H130V67H127V68H126V69L128 70V72H129V71L133 72V71H132V69H133ZM159 67H160V66H159ZM159 67H157V68H159ZM183 67H184V66H183ZM189 67H190V68H189ZM193 67H194V68L192 69V71H193L194 69H195V70L198 69V68H196V67H198V65L195 67V65L193 64ZM205 67H206V65H205ZM207 67H209V66H207ZM213 67H214V66H213ZM213 67H212V68H213ZM216 67H218V66H216ZM220 67H221V66H220ZM231 67H233V66L231 65ZM234 67H233V68H234ZM263 67H262V68H263ZM51 68H53V67H51ZM56 68H57V67H56ZM95 68H96V67H95ZM95 68H94V69H95ZM98 68H99V67H98ZM114 68H115V67H114ZM124 68H125V67H124ZM124 68H122V69L120 70V71H121V74H122L123 72L127 74L126 70H124V71L122 72V70H123ZM128 68H129V69H128ZM138 68H139V67H138ZM154 68H156V67H154ZM157 68H156V70H158ZM162 68H163V67H162ZM162 68H161V69H162ZM174 68H173V71H174ZM188 68L191 70V65H190V66L188 65L187 69H188ZM214 68H215V67H214ZM224 68H225V67H224ZM224 68H223V69H224ZM227 68H225L226 71H227ZM233 68H230V69H233ZM255 68H256V67H253L252 70L256 72V69H255ZM257 68H259V67L257 66ZM88 69H89V67H88ZM94 69H93V70H94ZM109 69H110V70H113V68H112V69L109 68ZM115 69H116V68H115ZM136 69H133V70H136ZM165 69H166V68H165ZM189 69H188V71H189ZM203 69H204V68H203ZM225 69H224V70H225ZM230 69H229V70H230ZM236 69H237V72L240 70V69L238 70V68H236ZM65 70H66V69H65ZM78 70H79V69H78ZM89 70H90V69H89ZM91 70H92V67H91ZM101 70H102V69H101ZM106 70L108 71V69H106ZM110 70H109V71H110ZM137 70H138V69H137ZM181 70H184V68H183V69L181 68L180 71H181ZM200 70H202V67H201ZM204 70H205V69H204ZM220 70H221V69L219 68V69H218V72H219ZM233 70H234V69H233ZM249 70H250V69H249ZM252 70H250V71H246L247 74L250 73ZM257 70H258V69H257ZM261 70H262V69H261ZM69 71H70V70H69ZM69 71H68V72H69ZM74 71H75V70H74ZM109 71H108V72H109ZM159 71H160V69H159ZM169 71H170V70H169ZM188 71H186V72H188ZM192 71H190V72L192 73ZM197 71H199V69H198ZM206 71H207V69H206ZM206 71H204L203 74H204V73H207ZM209 71L212 72V70H210V69H209ZM213 71H214V69H213ZM216 71H217V69H216ZM221 71H222V70H221ZM259 71H260V70H259ZM77 72H78V71H77ZM93 72L95 73V70H94ZM93 72H92V73H93ZM104 72H105V71H103V73H104ZM108 72H107V75H106V76H109L110 73L108 74ZM113 72H114V71H113ZM113 72L111 71L112 74H114ZM115 72H116V71H115ZM134 72H135V71H134ZM134 72H133V75L135 74ZM136 72H137V71H136ZM157 72H158V71H157ZM161 72H162V71H161ZM177 72H179V71H177ZM218 72H217V74L220 73V72H219V73H218ZM229 72H230V71H229ZM231 72H232V70H231ZM233 72H236V71H233ZM255 72H254V73H255ZM263 72H264V69L262 70V74H263ZM42 73H43V72H42ZM74 73H76V71H75ZM87 73H88V72H87ZM89 73H90V71H89ZM117 73H118V72H117ZM117 73H116V74H117ZM159 73H160V72H158V76L160 75ZM174 73H173V74H174ZM212 73H214V72H212ZM221 73H222V72H221ZM224 73H225V72H224ZM226 73H228V71H227ZM226 73H225L224 75H228V74H226ZM254 73L252 74V72H251V74H252L253 76L255 75ZM37 74H38V73H37ZM40 74H41V73H40ZM40 74H39V75H40ZM98 74H99V73H96L97 76H98ZM105 74H106V73H105ZM112 74H110L109 78L112 77ZM119 74H120V73H119ZM131 74H132V73H131ZM163 74H164V73H163ZM177 74H178V76H177V78H178V77H181V76H179V75H181L182 73H180V74L177 73ZM177 74H176V75H177ZM188 74H189V73H188ZM188 74L185 75V76H188ZM197 74H199V73H197ZM210 74H211V73H210ZM232 74H233V73H232ZM237 74H238V73H237ZM39 75H38V77H39ZM91 75H92V74H91ZM127 75H128V74H127ZM127 75H126V76H127ZM138 75H139V74H138ZM174 75H175V74H174ZM182 75H183V74H182ZM189 75H190V74H189ZM201 75H202V74H201ZM201 75H200V76H201ZM219 75H220V74H219ZM235 75H236V74H235ZM235 75H234L233 79L235 78V80H236V77H237V76L235 77ZM238 75H239V74H238ZM59 76H60V75H59ZM99 76H100V75H99ZM104 76H105V75H104ZM123 76H124V75H123ZM128 76H129V75H128ZM139 76H140V75H139ZM139 76H138L137 78H139ZM142 76H143V75H142ZM142 76H141V78L144 79L145 76H144V77H142ZM158 76H157V77H158ZM163 76H165V75H163ZM163 76H159V77L161 78V77H163ZM195 76H196V75H195ZM195 76H194V77H195ZM198 76H199V75H198ZM198 76H197V77H198ZM208 76H209V75H208ZM211 76H213V74H211ZM214 76H215V75H214ZM229 76H231V75L229 74ZM243 76H244V74H243ZM35 77H36V76H35ZM38 77H37V78H38ZM55 77H56V76H55ZM61 77H62V76H61ZM117 77H118V79H123V78H124V77H122V76H121V78H120L119 76H116V78H117ZM130 77H131V76H130ZM130 77H127V78H130ZM134 77H135V76H134ZM134 77H133V78H134ZM150 77H151V76H150ZM159 77H158V78L155 77L156 80L159 79ZM174 77H176V76H174ZM194 77H192V78H194ZM202 77H203V79H204L205 76L203 75ZM202 77H199V78H200V81H202L201 83L204 85L203 81H204V82H205V81H208L210 77H208V79H206V80H201ZM217 77L221 78L220 76H217ZM251 77H252V76H251ZM32 78H33V77H32ZM56 78H57V77H56ZM102 78L104 79L103 76H102ZM102 78H101V81L103 80ZM190 78H191V77H190ZM212 78L214 79V80L212 79V81L215 82L216 77H212ZM219 78H218V80H219ZM255 78H256V77H255ZM255 78H254V80H255ZM262 78H263V77H262ZM50 79H52V78H50ZM54 79H55V78H54ZM106 79H107V81H108V78H106ZM118 79H117V80H118ZM130 79H132V78H130ZM139 79H140V78H139ZM153 79H154V78H153ZM162 79L165 80L164 78H162ZM162 79H161V81H162ZM175 79H176V78H175ZM181 79H182V78H181ZM181 79H180V80H181ZM222 79H223V78H222ZM240 79H241V78H239V81H240ZM25 80H26V79H25ZM47 80H49V79H47ZM112 80H113V79H112ZM114 80H115V79H114ZM133 80H134V79H133ZM146 80H147V79H146ZM156 80L154 79L155 82H156ZM184 80H185V79H184ZM186 80H187V82H188V81H189V78H186ZM192 80H193V79H191V82H192ZM197 80H198V78H197ZM227 80H229V78L227 79V77H226V82H227ZM242 80H244V77H242ZM242 80H241V81H242ZM248 80H249V79H248ZM254 80H252V81H254ZM21 81H22V80H21ZM51 81H53V80H51ZM51 81H50V82H51ZM56 81H57V80H56ZM98 81H100V80H98ZM104 81H105V80H104ZM104 81H103V82H104ZM107 81H106V83H107ZM120 81H121V80H120ZM120 81H119V83H120ZM124 81H125V79L122 80V83H123ZM135 81H136V79H135ZM137 81L139 82L140 80H137ZM137 81H136V82H137ZM141 81H142V80H141ZM148 81L150 82V79H148ZM154 81H153V82H154ZM159 81H160V80H159ZM159 81H158V82H159ZM176 81H177V80H176ZM237 81H238V80L233 81V82H234V83H237ZM241 81H240V82H241ZM250 81H251V80H250ZM252 81H251V82H252ZM255 81H256V80H255ZM255 81H254V83H255ZM257 81H258V80H257ZM18 82H19V81H18ZM25 82H26V81H24V83H25ZM29 82H31V81L29 80ZM44 82H46V81H44ZM44 82H43V83L41 82L42 85L44 84ZM50 82H49V83H50ZM53 82H55V81H53ZM80 82H84V80H83V81H80ZM103 82H102V83H103ZM111 82H112V81H111ZM116 82H117V81H116ZM133 82H134V81H133ZM153 82H152V83L150 82V85H153ZM155 82H154V83H155ZM165 82H166V81H165ZM168 82H170V81H168ZM168 82H167V83H168ZM174 82H175V80H174ZM191 82H190V83H191ZM197 82L199 83V81H196V83H197ZM242 82H243V81H242ZM245 82H246V81H245ZM258 82H259V81H258ZM20 83H21V82H20ZM100 83H101V82H100ZM100 83H99V84H100ZM109 83H110V82H109ZM117 83H118V82H117ZM124 83H125V82H124ZM126 83H127V82H126ZM126 83H125V84H126ZM130 83H131V82H130ZM134 83H135V82H134ZM139 83H140V82H139ZM142 83H143V82H142ZM167 83H165V84H166L167 86H169V83H168V84H167ZM171 83H172V82H171ZM175 83H177L176 85H178V82H175ZM179 83H180V82H179ZM205 83H206V82H205ZM218 83H219V81H218ZM221 83H223V82H221ZM229 83H230V82H228V83H226V84H229ZM234 83H233V84H234ZM261 83H262V82H260V84H261ZM17 84H19V83H17ZM78 84H80V83H78ZM131 84H132V83H131ZM131 84H126V85H127V87H130V86H128V85H131ZM137 84H138V83H137ZM143 84H144V83H143ZM163 84H164V83H163ZM163 84H162V86H163ZM165 84H164V85H165ZM172 84H173V83H172ZM194 84H195V82H194ZM215 84L218 85L217 83H215ZM215 84L213 83V85H215ZM224 84H225V83H223V85H224ZM226 84H225V86H226ZM233 84H232V85H233ZM19 85H21V84H19ZM100 85H101V84H100ZM112 85H113V83H112ZM112 85L109 86V87H114V86H115V85H114V86H112ZM126 85H125L124 87H126ZM134 85H135V84H134ZM141 85H142V84H141ZM144 85H145V84H144ZM150 85H149V86H150ZM183 85H184V84H183ZM186 85H187V84H186ZM199 85H201V84H198V86H199ZM213 85H212V86H213ZM229 85H230V84H229ZM229 85H228V86H229ZM237 85H238V84H237ZM237 85H233V86H236V87H237ZM253 85H254V84H253ZM262 85H263V84H262ZM262 85H261V86H262ZM121 86H122V85H121ZM121 86H120V88H121ZM146 86H147V85H145V88H149V86H148V87H146ZM187 86H188V85H187ZM196 86H197V85H196ZM201 86H202V85H201ZM210 86H211V84H210ZM212 86H211V88H213ZM228 86H226V88H227ZM233 86H232V87H233ZM242 86H243V85H242ZM254 86H255V85H254ZM254 86L252 87L253 90H254V88L256 87V86H255V87H254ZM124 87H123V89H124ZM169 87L171 88V86H169ZM185 87H186V86H185ZM188 87H189V86H188ZM199 87H200V86H199ZM199 87H198V88H199ZM203 87H204V86H203ZM203 87H201V89H203ZM208 87H209V86H208ZM216 87H217V86H216ZM219 87H220V85H219ZM219 87H217V89H218ZM229 87L231 88V86H229ZM238 87H240V86H238ZM243 87H244V86H243ZM243 87H242V88H243ZM262 87H264V86H262ZM17 88H18V87H17ZM107 88H108V87H107ZM131 88H132V87H131ZM134 88H135V87H134ZM138 88H140V87H138ZM141 88H142V87H141ZM152 88H153V87H152ZM154 88H155V85H154ZM172 88H173V87H172ZM174 88H175V87H174ZM174 88H173V89H174ZM178 88H179V87H178ZM182 88H183V87H182ZM194 88H195V85H194ZM233 88H235V87H233ZM233 88H231V90H232ZM245 88H246V87H245ZM19 89H20V87H19ZM19 89H17V90H19ZM30 89H31V88H30ZM121 89H122V88H121ZM123 89H122V91H123ZM132 89H133V88H132ZM143 89H144V88H143ZM149 89H151V88H149ZM163 89H164V90H163ZM163 89L160 88V90H163L162 92H164V91L166 90L165 87H163ZM189 89H191V87H189ZM189 89H187V90H189ZM219 89H220V88H219ZM222 89H224V88L221 87L220 91H221ZM260 89H261V88H260ZM17 90H16V91H17ZM106 90H107V89H106ZM113 90H115V93H116V94H120V91H119V93H117V91H116V90H118V89H113ZM128 90H129V88H128L127 90L125 89L124 92H125V91H128ZM133 90H134V89H133ZM137 90H138V89H137ZM140 90H141V89H140ZM146 90H147V89H146ZM175 90H177V88H175ZM175 90H174V94H175V92H176ZM187 90H186V91H187ZM199 90H200V89H199ZM227 90H228V89H227ZM231 90H230V91H231ZM235 90H236V89H235ZM238 90H240V89H238ZM261 90H263V89H261ZM107 91H108V90H107ZM110 91H112V90H109V92H110ZM122 91H121L122 94H125V93H126V92L123 93ZM147 91H148V90H147ZM183 91H184V90H183ZM194 91H198V90L196 89V90H194ZM200 91H203V90H200ZM200 91H198V92L200 93ZM208 91H209V90L207 89V92L205 93L206 95H207ZM214 91H215V90H213V92H214ZM216 91H217V90H216ZM258 91H259V89H258ZM27 92H28V91H27ZM103 92H104V91H103ZM132 92H133V91H132ZM151 92H152V91H151ZM165 92H166V91H165ZM180 92H181V91H180ZM198 92H196V94H197ZM223 92H224V91H223ZM223 92H222V93H223ZM225 92H226V91H225ZM227 92H228V91H227ZM231 92H232V91H231ZM231 92H230V93H231ZM240 92H241V94H243L242 90H240L239 92L237 91V94H239ZM254 92H255V91H254ZM262 92H263V91H261L260 93H262ZM12 93H13V91H12ZM33 93H34V92H33ZM33 93H32V94H33ZM96 93H97V92H95V94H96ZM111 93H112V92H110V94H111ZM115 93L113 94V96H114V97H113L114 100H112V102H115V96H117ZM133 93H134V92H133ZM133 93H131V94H133ZM152 93H153V92H152ZM157 93H158V92H157ZM211 93H212V92H211ZM217 93H218V92H217ZM245 93H247V92L245 91ZM251 93H252V92H251ZM255 93H258V92H255ZM263 93H264V92H263ZM90 94H92V92H91ZM90 94H89V95H90ZM98 94H99L100 96L102 95V94H100L99 92H98ZM110 94H109V97H112V96H110ZM131 94L129 95L130 97L132 96ZM154 94H155V93H154ZM160 94H161V93H160ZM160 94L158 95V96H159L158 98H162V97H160ZM177 94H178V93H177ZM186 94H187V92H186ZM223 94H224V93H223ZM233 94H234V91L232 92V95H233ZM235 94H236V93H235ZM258 94H259V93H258ZM258 94H256V95H258ZM69 95H70V94H69ZM92 95H94V94H92ZM92 95H91V96H92ZM99 95H98L97 98H100ZM136 95H137V94H136ZM147 95H148V94H147ZM166 95H167V94H166ZM201 95H202V94H201ZM206 95H205V96H206ZM214 95H215V93H214ZM214 95H213V96H214ZM216 95H218V94H216ZM220 95H221V94H220ZM220 95H219V96H220ZM224 95H225V94H224ZM224 95H222V96L224 97ZM227 95H229V94H227ZM261 95L263 96V94H261ZM85 96H87V94H86ZM94 96H97V94L94 95ZM107 96H108V94H107ZM118 96H120V95H118ZM145 96H146V95H145ZM152 96L155 97V95H152ZM175 96H177V95L175 94ZM175 96H174V99H175ZM180 96H181V95H180ZM182 96H183V95H182ZM219 96H218V98H220ZM235 96H236V95H235ZM235 96H234V97L231 96V97L233 98V100H235V99L237 98V97H235ZM244 96H246V95H242V97H244ZM253 96H254V95H253ZM258 96H259V95H258ZM89 97H90V96H88V98H89ZM103 97H106V96H103ZM120 97H121V96H120ZM143 97H144V96H143ZM143 97H141V99H142ZM165 97H166V96H165ZM201 97H202V96H201ZM216 97H217V96H216ZM216 97H214V98L211 97V98H212V99H215L214 101H217V100H216ZM227 97H228V96H227ZM231 97L229 96V97H228V100H231V99H232ZM240 97H241V96H240ZM240 97H239V98H240ZM242 97H241V98H242ZM260 97H261V96H260ZM21 98H22V97H21ZM83 98H85V97H83ZM91 98H92V97H91ZM101 98H102V97H101ZM113 98H111V99H113ZM168 98H169V97H167V99H168ZM184 98H185V97H184ZM195 98H196V97H195ZM203 98H204V97H203ZM211 98H209V99H211ZM230 98H231V99H230ZM246 98H247V97H246ZM248 98H249V97H248ZM257 98H259V97H257ZM261 98H262V97H261ZM263 98H264V97H263ZM263 98H262V99H263ZM75 99H77V98H75ZM78 99H80V98H78ZM78 99H77V100H78ZM81 99H82V98H81ZM102 99H103V98H102ZM105 99H107V97H106ZM108 99H109V98H108ZM148 99H150V98H148ZM180 99L182 100L181 97H180ZM220 99H221V98H220ZM237 99H238V98H237ZM253 99L257 100L256 97H255V98L253 97V98H252V101H253ZM262 99H261V100H262ZM65 100H66V99H65ZM72 100H73V99H72ZM72 100H71L70 102H72ZM109 100H110V99H109ZM120 100H121V99H120ZM120 100H119V101H120ZM122 100L124 101L123 98H122ZM127 100H128V99H127ZM127 100H126V97H125V101H126V103H127ZM131 100H132V99H131ZM181 100H179V102H180ZM193 100H194V99H193ZM228 100L226 99L227 102H228ZM233 100H232V102L235 103V101H233ZM244 100H245V99H244ZM261 100H259V101H261ZM263 100H264V99H263ZM263 100H262V101H263ZM55 101H57V99H56ZM58 101H59V100H58ZM73 101H74V100H73ZM78 101H79V100H78ZM107 101H108V100H107ZM116 101H117V100H116ZM119 101H118V102H119ZM123 101H122V102H123ZM169 101H170V100H169ZM172 101H173V100H172ZM202 101H203V100H202ZM202 101H201V102H202ZM210 101H211V100H210ZM212 101H213V100H212ZM214 101H213V102H214ZM221 101H223V102L226 104V102H225L224 99H222ZM239 101H241V99H240ZM249 101H250V100H249ZM249 101H248V102H249ZM259 101H258V102H259ZM262 101H261V103H262ZM66 102H67V100H66ZM68 102H69V101H68ZM101 102H102V101H101ZM103 102H104V100H103ZM144 102H145V101H144ZM150 102H151V101H150ZM150 102H149V103H150ZM179 102H178V103H179ZM188 102H189V101H188ZM217 102H218V101H217ZM217 102H216V104H217ZM219 102H220V101H219ZM229 102H231V101H229ZM232 102H231V103H232ZM237 102H238V101H237ZM237 102H236V103H237ZM244 102H245V104H246V101H244ZM248 102H247V103H248ZM255 102H256V101H255ZM110 103H111V102H110ZM120 103H121V102H120ZM170 103L172 104V102H170ZM184 103H186V102H184ZM231 103H230V105L234 104V103H232V104H231ZM239 103H240V102H239ZM242 103H243V102H242ZM242 103H241V106H240L239 108L242 107ZM250 103H251V101H250ZM252 103H253V102H252ZM259 103H260V102H259ZM259 103H258V105L255 103V105H257V106L259 107V106H260ZM263 103H264V102H263ZM65 104H66V103H65ZM100 104H101V103H100ZM103 104H105V103H103ZM116 104H117V103H116ZM122 104H123V103H122ZM143 104H144V103H143ZM152 104H158V103L156 102V103H152ZM171 104H170V105H171ZM187 104H188V103H187ZM189 104H190V103H189ZM206 104H207V106H208V103H207V102H206ZM214 104H215V102H214ZM221 104H222V103H221ZM245 104H244V107L247 108L249 104H248L247 106H245ZM93 105H94V104H93ZM105 105H106V104H105ZM127 105H128V104H127ZM159 105H160V103H159ZM161 105H162V104H161ZM161 105H160V106H161ZM170 105L168 106L169 108L171 107ZM181 105H182V104H181ZM181 105H179V106H181ZM184 105H185V104H184ZM203 105H204V104H203ZM212 105H213V103L211 102L210 107H206L205 105H204V106H205V109H206V108H211V107L214 108L215 105H213V106H212ZM234 105H235V104H234ZM234 105H233L232 107H234ZM255 105H254V106H255ZM263 105H264V104H263ZM263 105H262V107H263ZM7 106H8V105H7ZM10 106H11V104L8 106V108H9ZM12 106H13V105H12ZM14 106H15V105H14ZM14 106H13V108H14V110H15V107H14ZM95 106H96V105H95ZM123 106H124V105H123ZM143 106H144V105H143ZM146 106H147V105H146ZM152 106H154V105H152ZM201 106H202V105H200V108H201ZM219 106H220V105H219ZM251 106H252V104L250 105V107H251ZM2 107H3V106H2ZM55 107H56V106H55ZM57 107H58V106H57ZM88 107H89V106H88ZM96 107H97V106H96ZM96 107H95V108H96ZM105 107H106V106H105ZM113 107H114V105H113ZM115 107H116V106H115ZM129 107H130V105H129ZM129 107H128V108H129ZM134 107H135V106H134ZM134 107H133V109H134ZM141 107H142V106H141ZM177 107H178V106H177ZM191 107H192V106H191ZM217 107H218V106H217ZM225 107H226V106L223 105V109H224ZM232 107H231V108H232ZM236 107H237V104L235 105V108H236ZM255 107H256V106H255ZM258 107H256L257 110H259ZM262 107H261V108H262ZM3 108H7V107L4 106ZM48 108H49V107H48ZM69 108L71 109V106H70ZM95 108H93V109H95ZM117 108H118V107H117ZM120 108L122 109L123 107H120ZM131 108H132V107H131ZM139 108H140V107H139ZM145 108H147V107H145ZM181 108H182V107H181ZM203 108H204V107H203ZM213 108H212V110H213ZM220 108H221V107H218L217 110H219ZM253 108H254V107H253ZM263 108H264V107H263ZM43 109H45V108H43ZM70 109H69V111H70ZM87 109H88V108H86V109L84 108L83 111H82V110H80V111H82V112L88 114V113L91 112V110L89 109V112H88ZM113 109H114V108H113ZM115 109H116V108H115ZM142 109H143V108H142ZM152 109H153L154 111L156 110V109H154V108H151V110H152ZM171 109H172V108H171ZM177 109H178V108H177ZM179 109H180V108H179ZM187 109H188V107H187ZM201 109H202V108H201ZM205 109H204V110H205ZM214 109H216V108H214ZM226 109H227V108H226ZM250 109H251V108H250ZM250 109H249V110H250ZM1 110H2V112H4V111H3L4 109L1 108ZM1 110H0V111H1ZM14 110L12 109V107H10V112H9V113H11V111H13V112L15 113ZM84 110L87 111V112H85ZM97 110H98V109H97ZM134 110H135V109H134ZM140 110H141V109H140ZM144 110H145V109H144ZM153 110L151 111V112H152L151 115L154 114ZM168 110H169V109L167 108V112H168ZM175 110H176V109H175ZM181 110H182V109H181ZM194 110H195V109H194ZM204 110H203V111H204ZM206 110H207V109H206ZM206 110H205V114L208 113V112H206ZM208 110H211V109H208ZM208 110H207V111H208ZM239 110H242V111L244 110L243 113H245V112L248 113V111H246L244 108H243V109L241 108V109H239ZM247 110H248V108H247ZM253 110H254V109H253ZM253 110H252V111H253ZM257 110H256V112H257ZM260 110H262V109H260ZM38 111H39V110H38ZM38 111H37V113H38ZM69 111H68V114H69ZM77 111H79V110H77ZM77 111H76V112H77ZM80 111H79V112H80ZM122 111H123V110H122ZM132 111H133L132 109H131V110L129 109V112H128V113H130V112H132ZM135 111H136V110H135ZM135 111H134V112H135ZM142 111H143V110H142ZM156 111H159V110H156ZM156 111H155V112H156ZM160 111H161V110H160ZM198 111H199V110H198ZM233 111H234V108H233ZM237 111H238V110H237ZM242 111L238 112V114L242 113ZM262 111H263V110H262ZM43 112H45V111H43ZM49 112H50V111H49ZM92 112H94V111H92ZM92 112H91V113H92ZM96 112H97V111H96ZM136 112H138V111H136ZM167 112H165V113L167 114ZM177 112H180V110L177 111ZM194 112H195V111H194ZM211 112H212V114H213V113H216V112H214V111H211ZM218 112H219V111H218ZM218 112H217V113H218ZM260 112H261V111H260ZM6 113H7V109H6ZM34 113H36V112H34ZM47 113H48V112H47ZM52 113H53V112H52ZM52 113H50V114L52 115ZM55 113H56V114H55ZM55 113H53V114H55V115L58 114L57 112H55ZM70 113H71V114H74V115H72V116H75V111H74L73 113H72V112H70ZM94 113H95V112H94ZM123 113H124V112H123ZM128 113H127V114H128ZM157 113H158V112H156V114H155L156 116H158V114H159V113H158V114H157ZM165 113H163V115H164ZM168 113H169V112H168ZM174 113H175V111H174ZM195 113H196V112H195ZM195 113H194V114H195ZM200 113L202 114L203 112L200 111ZM231 113H232V111H231ZM250 113H252L251 110H250ZM250 113H249V115H250ZM254 113H255V112H254ZM254 113H252V114H254ZM258 113H259V111H258ZM21 114H22V113H21ZM40 114H41V113H40V111H39V114H38V115H40ZM43 114H44V113H43ZM43 114H42V115H43ZM66 114H67V113H66ZM68 114H67V115H68ZM71 114H69V115H71ZM87 114H86V115H87ZM97 114H98V113H97ZM125 114H126V112H125ZM127 114H126V115H127ZM143 114H144V113H143ZM209 114H210V111H209ZM223 114H224V113H223ZM223 114H222V112H221L219 115H223ZM227 114H228V112H227ZM227 114H226V115H227ZM233 114H234V113H233ZM235 114H237L236 111H235ZM245 114H246V113H245ZM252 114H251V115H252ZM261 114H262V113H261ZM261 114H260V115H261ZM44 115H45V114H44ZM46 115H48V114H46ZM59 115H60V114H59ZM69 115H68V119L71 120V117H72V116L69 118ZM77 115H78V116H77ZM90 115H91V114H90ZM90 115H89V116H90ZM126 115H125V116H126ZM130 115H131V114H130ZM130 115H129V116H130ZM139 115H141V114L139 113ZM151 115H150V116H151ZM163 115H160V116H163ZM169 115H170V114H168V118H169ZM173 115H174V114H173ZM184 115H185V114H184ZM184 115H183V116H184ZM189 115H190V114H189ZM202 115H203V114H202ZM202 115H201V116H202ZM224 115H225V114H224ZM224 115H223V116H224ZM240 115H241V114H240ZM249 115H248V116H249ZM255 115H256V114H255ZM255 115H254V116H255ZM63 116H66V115L63 114ZM79 116H80V118H81L82 114H80V113H79V114H76V117H79ZM87 116H88V115H87ZM91 116H94V115H91ZM112 116H113V114H112ZM114 116H116V115H114ZM114 116H113L112 118H114ZM164 116H165V115H164ZM199 116H200V115H199ZM199 116H198V117H199ZM223 116H221V118H223ZM228 116H229L228 119L230 118V120H232V119L235 120L234 118L236 117V115L234 116V118H231V117H233L231 114L228 115ZM244 116H245V115H244ZM244 116H243V117H244ZM248 116H245V117H248ZM5 117H6V116H5ZM84 117H85V114H84ZM142 117H144V116H142ZM151 117H153V116H151ZM158 117H159V116H158ZM179 117H180V115H179ZM219 117H220V116H219ZM224 117H225V116H224ZM243 117H241V118H238V117H237V118H238L237 120L240 121V119H243ZM245 117H244V118H245ZM260 117H262V116H260ZM263 117H264V114H263ZM48 118H50V116H49ZM66 118H67V117H66ZM72 118H73V117H72ZM80 118H79V119H80ZM82 118H83V117H82ZM119 118H120V116H119ZM119 118H117V119H119ZM122 118H123V117H122ZM122 118H121V120H122ZM124 118H125V117H124ZM131 118H132V117H131ZM138 118H139V117H138ZM147 118H148V117H147ZM155 118H156V117H155ZM160 118H161V117H159V120H160ZM165 118H166V117H165ZM165 118H161V120L163 121ZM173 118H174V117H173ZM184 118H185V116H184ZM203 118H204V117H203ZM206 118H209V117H206ZM226 118H227V117H226ZM226 118H225V119L223 118V119L226 121V120H227ZM60 119H61V118H60ZM60 119H58V120L55 119V120L59 122ZM92 119H94V118H92ZM95 119H96V117H95ZM97 119H98V118H97ZM127 119L129 120V118H127ZM140 119H141V118H140ZM156 119H157V118H156ZM170 119H171V118H170ZM170 119H169V120H170ZM213 119H214V118H213ZM223 119H221V120L223 121ZM251 119H252V118H251ZM251 119H249V120H251ZM259 119H260V118H259ZM0 120H1V119H0ZM61 120L64 121L65 119H61ZM61 120H60V121H61ZM113 120H114V119H113ZM142 120L144 121V119H142ZM142 120H141V122H142ZM157 120H158V119H157ZM165 120H166V119H165ZM165 120H164V122H165ZM181 120H182V119H181ZM185 120H186V119H185ZM185 120L183 119L182 121L185 122ZM216 120H217V119H216ZM230 120H229V121H230ZM233 120H232V123H231V124H229V122H227V121H226V123H228L229 125L233 126L232 124L235 122V121H233ZM246 120H248V119H246ZM249 120H248V121H249ZM66 121H67V120H66ZM77 121H78V120H77ZM79 121H80V120H79ZM90 121H91V120H90ZM94 121H95V120H94ZM111 121H112V120H111ZM118 121H119V120H118ZM123 121H124V120H123ZM135 121H136V120H135ZM155 121H156V120H155ZM170 121H171V120H170ZM172 121H173V120H172ZM178 121H179V120H178ZM204 121L206 122L207 120H204ZM213 121H214V120H213ZM218 121H220V119H218ZM243 121H245V120H242V122H243ZM68 122H69V121H68ZM71 122H72V120H71ZM71 122H70V123H71ZM82 122H83V121H82ZM109 122H110V120H109ZM115 122H116V121H115ZM136 122H137V121H136ZM164 122H162V125H161V122H160V125L163 126V123H164ZM179 122H180V121H179ZM184 122H183V123H184ZM205 122H203V123H205ZM242 122H240V123H242ZM255 122H256V121H255ZM54 123H55V122H54ZM61 123L64 124V122H62V121L60 122V124H61ZM65 123H66V122H65ZM76 123H78V122H76ZM76 123H73V124L71 123V124H70L71 129L73 128V127H72L73 125L79 126V125H77ZM86 123H89V122H86ZM96 123H98V122H96ZM96 123L94 122L93 125L96 124ZM116 123H117V122H116ZM124 123H125V122H123V124H124ZM167 123H169V121H167ZM173 123H174V122H173ZM183 123H180V125H182ZM203 123H201V124H203ZM206 123H208V121H207ZM210 123H211V122H210ZM212 123H213V122H212ZM218 123L220 124L221 122H218ZM223 123H224V122H223ZM236 123H237V121H236ZM238 123H239V122H238ZM238 123H237V125H238ZM240 123H239V125H242V124H240ZM55 124H56V123H55ZM57 124H58V123H57ZM60 124H59V125H60ZM66 124H68V123H66ZM113 124H114V123H113ZM118 124H119V123H118ZM118 124H117V125H118ZM133 124H135V123H133ZM136 124H137V123H136ZM141 124H142V123H141ZM141 124H140V127H141ZM143 124H144V122H143ZM156 124H159V122L156 123ZM190 124H191V123H190ZM216 124H217V123H216ZM246 124H247V123H246ZM246 124H245V125H246ZM250 124H251V123H250ZM253 124H254V123H253ZM255 124H256V123H255ZM255 124H254V125H255ZM259 124H260V123H259ZM71 125H72V126H71ZM88 125H91V124H87V125L85 124V126H88ZM153 125H154V122H153ZM160 125H159V126H160ZM209 125L211 126V124H209ZM212 125H213V124H212ZM220 125H221V124H220ZM220 125H219V126H220ZM223 125H224V124H223ZM245 125H244V127H245ZM248 125H249V123H248ZM256 125L258 126V124H256ZM52 126H53V125H52ZM62 126H63V125H62ZM67 126H69V125H67ZM67 126H66V127H67ZM76 126H74L75 128H73V129L76 130ZM85 126H84V127H85ZM145 126H146V125H144V127H145ZM168 126H170V125H168ZM175 126H176V125H175ZM206 126H207V124H206ZM219 126H218V127H219ZM221 126H222V125H221ZM225 126H226V125H225ZM231 126H230V127H231ZM235 126H236V125H235ZM251 126L257 128V126H253V125H251ZM49 127H50V125H49ZM55 127H56V126H55ZM60 127H61V126H60ZM64 127H65V126H64ZM81 127L83 128L82 125H81ZM133 127H135V126H133ZM133 127H131V131H132ZM140 127H139V128H140ZM178 127H180V126H178ZM183 127H184V126H183ZM191 127H192V126H191ZM203 127H204V126H203ZM203 127H202V128H203ZM212 127H213V126H212ZM233 127H234V126H233ZM238 127H239V126H237V128H238ZM248 127L250 128V126H248ZM252 127H251L250 129H252ZM259 127H260V126H259ZM259 127H258V128H259ZM62 128H63V127H62ZM86 128H87V127H86ZM86 128H85V130H86ZM126 128H128V127H126ZM154 128H158V127H155V126H154ZM162 128H163V127H162ZM162 128H159V129H160L159 131H157L158 129H156L155 131H157V132L160 133L161 130H162ZM176 128H177V126H176ZM195 128H196V127H195ZM199 128H200V127H199ZM209 128H211V127H208V129H209ZM240 128H241V127H240ZM242 128H243V126H242ZM258 128H257V129H258ZM51 129H52V128H51ZM69 129H70V128H69ZM69 129H68V127H67V131H69ZM78 129H79V128H78ZM83 129H84V128H83ZM83 129H80V130L83 131ZM88 129H89V128H88ZM90 129H91V128H90ZM90 129H89V130H90ZM109 129H110V128H109ZM111 129H112V128H111ZM120 129L123 130L122 127H121ZM174 129H175V128H174ZM186 129L189 130V129H191V128L188 127V128H186ZM215 129H217V128H215ZM223 129H224V128H223ZM247 129H248V128H247ZM254 129H255V128H254ZM254 129H252L251 132L255 133L256 131H258L257 129H256V131H253ZM52 130H53V129H52ZM52 130H50V131H52ZM57 130H58V128H57ZM80 130H79V131H80ZM128 130H129V129H128ZM133 130H134V129H133ZM145 130H146V129H145ZM152 130H153V128H152ZM167 130H169V129H167ZM172 130H173V129H172ZM176 130H177V129H176ZM211 130H212V129H211ZM217 130H218V129H217ZM224 130H226V129H224ZM236 130H237V129H236ZM259 130H262V129L260 128ZM50 131H49V132H50ZM63 131H64V130H63ZM65 131H66V130H65ZM65 131H64V132H65ZM70 131H71V130H70ZM79 131H78V132H79ZM109 131H111V130H109ZM109 131H108V132H109ZM117 131H118V129H117ZM119 131H120V130H119ZM129 131H130V130H129ZM134 131H135V130H134ZM184 131H185V130H184ZM208 131H210V129H209ZM262 131H264V130H262ZM58 132H59V131H58ZM73 132H76V131H73ZM78 132H76V133H78ZM85 132H86V131H85ZM88 132H89V131H88ZM115 132H116V131H115ZM120 132H121V131H120ZM122 132H123V131H122ZM177 132L179 133V131H177ZM186 132H187V131H186ZM214 132H216V131L214 130ZM223 132H224V131H223ZM226 132H227V131H226ZM244 132H245V131H244ZM247 132H249V129H248V131H246V133H247ZM259 132H260V131H258V133H259ZM61 133H62V131H61ZM66 133H68V132H66ZM76 133H73V134L77 135ZM133 133H134V132L132 131V134H133ZM137 133H139V132H137ZM141 133H142V131H141ZM170 133H171V132H170ZM181 133H182V132H181ZM187 133H188V132H187ZM190 133H192V132H190ZM210 133H212V131H211ZM228 133H229V132H228ZM238 133H241V132H238ZM246 133H241V134H244V135H245ZM53 134H54V133H53ZM58 134H60V133H58ZM71 134H72V133H71ZM79 134H80V133H79ZM81 134H82V133H81ZM81 134H80V135H81ZM84 134H85V133H83V135H84ZM113 134H114V133H113ZM115 134H116V133H115ZM115 134H114V135H115ZM120 134H121V133H120ZM120 134H119V135H120ZM128 134H129V133H128ZM156 134H158V133H156ZM167 134H168V133H167ZM175 134H177V133H175ZM175 134H174V136H175ZM188 134H189V133H188ZM188 134H187V136H188ZM213 134H216V135H218V136H221V135H219L217 132H216V133H213ZM220 134H222V132H220ZM229 134H230V133H229ZM259 134H260V136H261V133H259ZM55 135H56V133H55ZM61 135H63V134H61ZM64 135H65V134H64ZM64 135H63V136H64ZM114 135H113V136H114ZM119 135H118V136H119ZM122 135H123V134H122ZM129 135H130V134H129ZM158 135H159V134H158ZM158 135H157V136H158ZM183 135H184V134H183ZM201 135H202V134H201ZM224 135H225V134H224ZM227 135H228V134H227ZM235 135H236V134H235ZM244 135H243V136H244ZM52 136H53V135H52ZM72 136H73V135H72ZM89 136H90V135H89ZM113 136H112V137H113ZM126 136H128V135H126ZM126 136L124 137V140H125ZM155 136H156V135H155ZM155 136H154V134H153V137H155ZM157 136H156V137H157ZM184 136H185V135H184ZM205 136H206V135H205ZM207 136H209V135H207ZM236 136H237V135H236ZM238 136H240V134H238ZM243 136H241V138H242ZM245 136H249V135H245ZM245 136H244V139L242 138L243 141H245ZM253 136H254V135H253ZM262 136H264V135H262ZM262 136L260 137V139L262 138ZM66 137L69 138V136H66ZM66 137H65V139H66ZM75 137H76L75 139H74V136H73V138H70V139H74V140H76L79 136L77 135V136H75ZM82 137H83V136H82ZM122 137H123V136L119 137V138H121V141H120L119 138H118L119 141L116 139L118 142H121V143H119L120 145H121V144H124V143H122ZM129 137H130V136H129ZM141 137H142V136H141ZM141 137H140V138H141ZM145 137H146V135H145ZM151 137H152V136H151ZM170 137H171V136H170ZM175 137H176V136H175ZM179 137H180V136H179ZM189 137H190V136H189ZM194 137H195V136H194ZM212 137H213V136H212ZM214 137H215V136H214ZM227 137H228V136H227ZM68 138L66 139V142H67V140H69ZM88 138H89V137H88ZM96 138H97V137H96ZM110 138H111V137L108 138L109 141H111ZM113 138H114V137H113ZM164 138H165V137H164ZM166 138H167V136H166ZM166 138H165V139H166ZM168 138H169V137H168ZM185 138H187V137L185 136ZM185 138H184V139H185ZM195 138H197V137H195ZM204 138H206V137H204ZM208 138H209V137H208ZM222 138H223V137H222ZM232 138H233V137H232ZM235 138H236V137H234L233 139H235ZM251 138H252V137H251ZM65 139H64V140H65ZM80 139H81V138H80ZM126 139H127V138H126ZM132 139H133V138H132ZM136 139H137V138H136ZM142 139H143V138H142ZM155 139H156V138H155ZM165 139H164V141H166ZM169 139H172V138H169ZM169 139H168V140H169ZM180 139H181V138H180ZM190 139H191V137H190ZM202 139H203V138H202ZM209 139H210V138H209ZM218 139H220V138H218ZM218 139H217V140H218ZM238 139H240V138H238ZM238 139L236 138L237 141H238ZM256 139H257V136H256ZM258 139H259V138H258ZM260 139H259V140H260ZM10 140H11V139H10ZM49 140H50V138H49ZM59 140L61 141V139H59ZM64 140H62V141H64ZM83 140H84V139H83ZM86 140H87V138H86ZM86 140H85V141H86ZM93 140H95V138H93ZM93 140L90 139V144H91V141H93ZM106 140H107V139H106ZM129 140H131V139H129ZM129 140H128V141H129ZM137 140H138V139H137ZM151 140H152V139H151ZM153 140H154V139H153ZM161 140H162V138H161ZM177 140H178V139H177ZM177 140H176V141H177ZM187 140H188V139H187ZM187 140H186V141H187ZM200 140H201V139H200ZM205 140H206V143H208V141H207L208 139L206 138ZM236 140H235V141H236ZM248 140H250V139H248ZM39 141H40V140H39ZM39 141H38V142H39ZM41 141H43V140H41ZM45 141H47V139H45ZM62 141H61V142H62ZM81 141H82V139H81ZM88 141H89V140H88ZM96 141H97V140H95V141L93 142V144H94ZM109 141H108V142H109ZM125 141H126V140H125ZM138 141H139V140H138ZM169 141H170V140H169ZM169 141H168V143H169ZM176 141H175V142H176ZM178 141H179V140H178ZM182 141H183V140H182ZM184 141H185V140H184ZM194 141H196V144H197V140H194ZM209 141H210V140H209ZM222 141L225 142V143L227 144V140H226V141L222 140ZM230 141H231V139H230ZM233 141H234V140H233ZM237 141H236V143L239 144V142L242 141V140L240 139L239 142H237ZM243 141H242V142H243ZM255 141H257V140H255ZM260 141H262V139H261ZM38 142H36V143H38ZM52 142H53V140H52ZM52 142H51V144H54V143H52ZM69 142L72 143V141H68V143H69ZM74 142H75V141H74ZM82 142H83V141H82ZM112 142H113V141H112ZM114 142H115V141H114ZM118 142L113 143V144L117 145ZM129 142H132V141H129ZM135 142H136V141H135ZM150 142H151V141H150ZM155 142H156V141H155ZM166 142H167V141H166ZM166 142H165V143H166ZM170 142H171V141H170ZM180 142H181V141H180ZM198 142H200V141H198ZM202 142H204V141H202ZM211 142H212V144L215 145V141H214V143H213V140H212ZM217 142H218V141H216V143H217ZM242 142H240V143H242ZM252 142H253V141H251V143H252ZM31 143H32V141H31ZM34 143H35V142H34ZM36 143L33 144L34 147H35V145H37ZM46 143H47V142H46ZM57 143H60V142H57ZM57 143H56V144H57ZM63 143H64V142H63ZM77 143H78V142H77ZM106 143H107V142H106ZM110 143H111V142H110ZM110 143H108V144H110ZM136 143H137V142H136ZM152 143H154V142H152ZM152 143H151V144H152ZM157 143H158V141H157ZM165 143H164V144H165ZM192 143H193V142H192ZM194 143H195V142H194ZM194 143H193V144H194ZM243 143H245V144L247 143V144H248L247 141H246V142H243ZM243 143H242V144H243ZM254 143L256 144V142H253V144H254ZM10 144H11V143H10ZM56 144H54V145H56ZM64 144H65V143H64ZM69 144H70V143H69ZM72 144H73V143H72ZM78 144H80V143H78ZM90 144L87 143V145L85 144V146L88 147V145H90ZM103 144H104V143H103ZM108 144H106V145L108 146ZM119 144H118V145H119ZM129 144H130V143H129ZM134 144H135V143H134ZM140 144H141V143H140ZM164 144H163V142H162V145H164ZM172 144H173V143H172ZM189 144H190V143H189ZM201 144H202V143H200L199 145L201 146ZM218 144H219V145H215V146L213 145L214 147H213V146H212V147L215 149V147L217 146L216 149H215V150H217V148L220 146V148H219V150H220L221 147L224 146V145H223L224 143H222V146H221L220 143H218ZM238 144H236V145H238ZM242 144H239L240 147H239V146H238V147L241 148V150L244 149L245 151H247V152H245V153H247L246 157L248 156V157L250 158V156H249L250 154H248V152H250L251 150H248V149L244 148V146L247 147L245 144H244L243 147H242V146H241ZM4 145H6V144H4ZM30 145H31V144H30ZM49 145H50V144H49ZM49 145L47 146V149L49 148ZM59 145H60V144H59ZM73 145H74V144H73ZM83 145H84V144H83ZM94 145H95V144H94ZM94 145H93V147H94ZM96 145H97V144H96ZM96 145H95V147H96ZM162 145H161V146H162ZM170 145H171V144H170ZM175 145H176V144H175ZM177 145H178V144H177ZM194 145H195V144H194ZM194 145H191V146H194ZM197 145H198V144H197ZM203 145H204V144H203ZM236 145L234 144V146H236ZM250 145H251V144H250ZM257 145H258V144H257ZM28 146H29V145H28ZM38 146H41V145L38 144ZM67 146H68V145H67ZM75 146H76V143H75ZM77 146H78V145H77ZM80 146H82V144L79 145V148H80ZM90 146H91V145H90ZM122 146H123V145H122ZM138 146L140 147L141 145H138ZM138 146L136 145V148H137ZM152 146H153V145H152ZM164 146H165V145H164ZM167 146H168V145H167ZM167 146H166V147H167ZM200 146H198V147H200ZM209 146H210V145H209ZM225 146H226V145H225ZM230 146H231V144L229 145V147H230ZM234 146H233V147H234ZM29 147H31V146H29ZM41 147H42V146H41ZM56 147H58V145H57ZM56 147H55V148H54V147H51V150L56 149ZM65 147H66V146H65ZM65 147H64V149H65ZM69 147H71V146H68V148H69ZM103 147H104V146H103ZM113 147H116V150H117V146H114V145H113L112 148H113ZM120 147H121V146H119L118 149H119ZM156 147H157V146H156ZM159 147H160V145H159ZM172 147H173V146H172ZM172 147H171V148H172ZM195 147H196V146H195ZM201 147H204V146H201ZM212 147H211V148H212ZM229 147H228V149H229ZM251 147L253 148V145H251ZM52 148H53V149H52ZM73 148H75V147H73ZM73 148L70 149V150L73 151ZM76 148H77V147H76ZM79 148H78V149H79ZM83 148H84V147H83ZM83 148H82V149H83ZM96 148H97V147H96ZM96 148H95V151L97 150ZM108 148H109V146H108ZM167 148H169V147H167ZM167 148L165 149L166 151L164 150L165 152H167V150H168ZM171 148H170V149H171ZM180 148H181V147H180ZM180 148H179V149H180ZM191 148H192V147H191ZM204 148H206V147H204ZM207 148H208V147H207ZM213 148H212L211 150H207V149H205L204 151H205V153H206L207 155H208L210 152H211L210 154H215V153H212V150H214ZM222 148H223V147H222ZM234 148H235V147H234ZM236 148H237V146H236ZM236 148H235V149H236ZM242 148H243V149H242ZM248 148H249V144H248ZM27 149H28V148H27ZM36 149H37V148H36ZM57 149H58V148H57ZM80 149H81V148H80ZM80 149H79V150H80ZM105 149H106V147H105ZM105 149H103V150L105 151ZM114 149H115V148H114ZM121 149H122V148H121ZM121 149H120V150H121ZM127 149H128V148H127ZM127 149H126V151L129 153V150H130V149H128V150H127ZM138 149L141 150V148H138ZM145 149L147 150V148H145ZM153 149H156V148H153ZM170 149H169V151H170ZM188 149H189V148H187V150H188ZM194 149H196V148H194ZM200 149H201V148H200ZM230 149H231V148H230ZM235 149H233V150H235ZM237 149H238V148H237ZM249 149H250V148H249ZM255 149H256V148H255ZM9 150H10V149H9ZM65 150H66V149H65ZM68 150H69V149H68ZM68 150H67V151H68ZM75 150H77V149H75ZM90 150H91V147H90ZM109 150H110V149H109ZM111 150H113V149H111ZM133 150H134V148H133ZM135 150H136V149H135ZM187 150H186V151H187ZM202 150H203V149H201V150L198 151V152H199V156H200V151H202ZM206 150L209 151V153L206 152ZM241 150H240V151L238 150V152H237V150H236V153L242 152ZM29 151H32V150L30 149ZM47 151H50V150H47ZM60 151L63 152V146H62V149H60ZM77 151H78V150H77ZM85 151L87 152V150H85ZM93 151H94V150H93ZM113 151H114V150H113ZM151 151H153L152 148H151ZM151 151H150V152H149V151H146V152H149L150 154L154 155L153 153H151ZM177 151H178V153H179V150H178V149H177ZM180 151H181V150H180ZM183 151H184V149L182 150V153H183ZM190 151H193V152H195V154H196L197 149H196V151H194L193 149H190ZM190 151H189V153H188V152L185 153V154L188 153L190 157H191V156L193 157L192 160H190V161H189L190 158H188V160H187V159L184 158V156H183L182 159H179V158L182 157V156H179V154H178L179 158H178L177 155H173V157L175 156V157H176V160H177V158H178V160L183 161V163H184V161H185V162H186V161H187V162L189 161L190 164H191V166H192V167L194 166V168H195L196 164H197V163H200V162L197 161V163H196L195 165H192V164L195 163V162L191 163V162L193 161V159H194L195 154L193 153L194 155H192V153H190ZM217 151H218V150H217ZM217 151H216V153H217ZM221 151H222V150H221ZM228 151H229V150H228ZM254 151H256V150H254ZM82 152H83V150H82ZM88 152H89V151H88ZM118 152H119V155H118ZM118 152H117V153L114 152L115 155L117 154L118 156H117V155L115 156V155H112V154H111V155H110L111 158H112V156H113V158H115V160L117 159V161H118L119 158H121V159H119V160H122V159H124L123 156H125V158H126V157H127L126 155H129V154L124 155L126 152H124V154L121 155L120 152H122V150H121V151L118 150ZM184 152H185V151H184ZM231 152H232L231 154H233V156L236 154L235 152H234V153H235V154H234L232 150H231ZM256 152H258V151H256ZM0 153H1V151H0ZM16 153H19V152L17 151ZM33 153H34V152H33ZM33 153L30 152V153H29V156L32 155ZM68 153H69V152H68ZM83 153L85 154V152H83ZM106 153H108V152H106ZM106 153H105V154H106ZM111 153H112V152H111ZM149 153H147V154H149ZM159 153H160V151H159ZM167 153H168V152H167ZM167 153H166V155L169 154V153H168V154H167ZM182 153H181V155H183ZM205 153H204V156H206ZM218 153H219V151H218ZM242 153H243V152H242ZM242 153H240V154L242 155ZM12 154H14V153H12ZM19 154H20V158H21L22 155H21V153H19ZM19 154H18V156H19ZM41 154H42V153H41ZM43 154H44V153H43ZM54 154H55V152H54ZM63 154H64V153H63ZM86 154H87V153H86ZM101 154H102V153H101ZM108 154H110V152H109ZM130 154H131V153H130ZM150 154H149V155H150ZM188 154H187V155H188ZM197 154H198V153H197ZM201 154H202V153H201ZM210 154H209V155H210ZM223 154H224V153H223ZM240 154H239V155L236 154V155H238V156H239L238 158H240L241 160H243V161L245 162V159H242V158H245V154L243 153V155H242V156H244V157L240 156ZM15 155H16V154H15ZM15 155H13V156H15ZM47 155H48V154H47ZM61 155H62V154H61ZM69 155H70V154H69ZM69 155H68V156H69ZM94 155H95V154H94ZM120 155H121L122 157H121ZM132 155H133V154H131V155L128 156V157H129L130 159H133V156H134V155H133V156H132ZM138 155H139V154H138ZM140 155H141V154H140ZM152 155H151V156H152ZM159 155L163 158V156H162L161 153H160ZM171 155H172V153H171ZM187 155H186V157H187ZM209 155H208L207 157L202 156V157H203L202 159L198 158V157H197L198 155H197V156H196V157H197L196 159H200V161H202L204 158H206V160H207V162H208V159H207V158H211V157H209ZM216 155H217V154H216ZM16 156H17V155H16ZM27 156H28V154H27ZM29 156H28V157H29ZM33 156H34V155H32L30 158L32 159ZM62 156H63V155H62ZM66 156H67V155H66ZM79 156H80V155H79ZM81 156H83V154H82ZM86 156H87V157H90V155H88V154H87ZM86 156H85V157H86ZM102 156H103V155H102ZM106 156H107V155H106ZM106 156H105V157L103 156V157L106 158ZM119 156H120V157H119ZM136 156H137V155H136ZM136 156H134V159H142V157H144V159H145V156H142L141 158L138 156L137 158H135ZM160 156H159V159H160ZM210 156H212V158L214 157L213 155H210ZM227 156H228V155H227ZM251 156H253L252 153H251ZM3 157H4V156H3ZM48 157H49V156H48ZM64 157H65V156H64ZM64 157H63V158H64ZM75 157H76V156L74 155L73 158H75ZM170 157H172V156H170ZM170 157L167 158V156H166L167 159H169ZM173 157H172V158H173ZM175 157H174V158H175ZM231 157H232V156H231ZM234 157H235V156H234ZM241 157H242V158H241ZM0 158H1V157H0ZM30 158H27L26 161H27L28 159H30ZM39 158H40V157H39ZM50 158H51V157H50ZM55 158H58V157H55ZM78 158L81 159V157H78V155H77L76 159L78 160V162L81 161V160H83V161L86 160V159H84V156H83V159H81V160H79ZM107 158L110 159V158H109V155L107 156ZM113 158L111 159V161L113 160ZM129 158H126V161L129 160V162H130V159H129ZM148 158H149L148 155H146V159H145V160L147 161ZM174 158H173V159H169V160H170V161H171V160H172V161H173V160L175 161ZM212 158H211V159H212ZM251 158H252V157H251ZM13 159H14L15 161H16V160L19 161V159H18L17 157H16V158H13ZM35 159H36V158L33 157V159H32L30 162H32L33 160L35 161ZM48 159H49V158H48ZM52 159L54 160V156H53ZM71 159H72V158H71ZM87 159H88V158H87ZM153 159H154V158H152V160H153ZM159 159H158V160H159ZM164 159H165V156H164V158L161 159V160H164ZM167 159H165V161H167ZM183 159H184V160H183ZM211 159H210V160H211ZM214 159H215V158H214ZM214 159H212V162H213ZM227 159H228L227 161L229 162L230 159H229V158H227ZM236 159H237V156H236ZM240 159H239V161H241ZM246 159H247V158H246ZM262 159H264V158H262ZM14 160H13V161H14ZM56 160H57V159H56ZM64 160H65V158H64ZM64 160H62V162H64ZM142 160H143V159H142ZM142 160H141V161H136V160H135V162H140V163L142 162V164H143V162H144L145 160H143V161H142ZM155 160H156V159H155ZM169 160H168V162H169ZM237 160H238V159H237ZM237 160H236V161H237ZM2 161H3V160H2ZM36 161H37V160H36ZM40 161H42V160H40ZM59 161H61V160H59ZM70 161H71V160H70ZM87 161H88V160H87ZM109 161H110V160H109ZM124 161H125V160H124ZM146 161H145V162H146ZM165 161H164V162H165ZM174 161H173V162H174ZM194 161H195V160H194ZM232 161H235V160H233V158H232ZM232 161L230 160V162H229L230 164H228V163H226V162H225V164H226V165L228 164V165H230V167H231V163H232ZM239 161H238L237 163L235 162V165L237 164L236 167H239V164H238V163H241V162H239ZM243 161H242V163H243ZM10 162H11V161H10ZM28 162H29V160H28ZM53 162H55V161H53ZM53 162L50 163V164L52 165ZM56 162H57V161H56ZM62 162H61V163H62ZM73 162H75V161H72V163H73ZM89 162H90V160H89ZM112 162H113V161H112ZM132 162H133L132 164L135 163L133 160H132ZM152 162H153V161H152ZM160 162H161V161H160ZM164 162H163V164H165V163L168 164L167 162H165V163H164ZM175 162H176V161H175ZM178 162H179V163H178ZM178 162H176V163H178V164L175 163V164H173V166H174V167H177L178 165L180 166L181 163H180V161H178ZM189 162H188V164H187L188 166H187L186 168L189 169V167H190L191 170L194 169V168H192L191 166H189V165H190ZM202 162H204V161H202ZM202 162H201V163H202ZM205 162H206V161H205ZM214 162H216V161H214ZM246 162H249V161L246 160ZM246 162H245V163H246ZM13 163H14V162H13ZM18 163H20V162H18ZM38 163H39V162H38ZM57 163H58V162H57ZM75 163H76V162H75ZM81 163H82V162H81ZM85 163H86V162H85ZM96 163H97V162H96ZM170 163H172V162H169V164H170ZM201 163H200V164H201ZM209 163H210V162H209ZM217 163H218V162H217ZM40 164H41V163H40ZM68 164H69V162H68ZM116 164H117V162H116ZM119 164H120V163H119ZM119 164H118V165H119ZM122 164H123V163H122ZM135 164H137V163H135ZM142 164H141V165H142ZM155 164H157V161H155V162L153 163V167H154V168L151 167V170H149V167H147L148 170H149V172H150V171L157 172V171H156V170H157L156 167L159 165V162H158V164L156 165V167L154 166ZM161 164H162V163H161ZM161 164H160V165H161ZM163 164H162V166H160V167H162V169L165 167ZM169 164L167 165L168 168H170ZM225 164H224V165H225ZM260 164H261V163H260ZM11 165H13V164H11ZM14 165H15V163H14ZM55 165H56V164H55ZM57 165H58V164H57ZM61 165H62V164H61ZM72 165H73V164H72ZM82 165H84V163H83ZM137 165L139 166V163H138ZM137 165H136V167H134L135 165L132 166L131 169H133V167H134V169H136V168L138 167ZM176 165H177V166H176ZM181 165H182V164H181ZM206 165H207V163H206ZM244 165H245V164H244ZM244 165H243V166H244ZM246 165H247V163H246ZM246 165H245V166H246ZM39 166H40V165H39ZM87 166H88V165H87ZM87 166H85V168H86ZM96 166H97V165H96ZM98 166H99V164H98ZM142 166L144 167V165H142ZM142 166H140V168H141ZM146 166H147V165H146ZM171 166H172V165H171ZM173 166H172V167H173ZM185 166H186V164H185ZM204 166H205V165H204ZM209 166H210V165H209ZM240 166H242V164H240ZM243 166H242V167H243ZM74 167H75V166H74ZM92 167L95 168V165L92 166ZM92 167H89V169H88L87 171L91 170L90 168H92ZM113 167H115V166H113ZM143 167L141 168V170L143 169ZM158 167H159V166H158ZM158 167H157V168H158ZM160 167H159V168H160ZM174 167H173V168H174ZM180 167H182V166H180ZM183 167H184V164H183ZM205 167H207V166H205ZM259 167H260V166H259ZM44 168H46V167L44 166ZM85 168H84V169H85ZM94 168H92V169L94 170ZM98 168H99V167H98ZM98 168H97V170H98ZM104 168H105V167H104ZM115 168H116V167H115ZM129 168H130V167H129ZM145 168H146V167H145ZM145 168H144V169H145ZM152 168L155 169V170H153ZM159 168H158V170H159L160 172H162L163 170L161 171V168H160V169H159ZM165 168H167V167H165ZM165 168H164V169H165ZM177 168H178V167H177ZM198 168H199V167H198ZM224 168H227V166H226V167L224 166L223 169H224ZM239 168H240V167H239ZM84 169L81 168L82 172H84V171H83ZM95 169H96V168H95ZM131 169H129V170L131 171ZM190 169H189L188 171H187L186 169H184V173H185V172L187 173V172L191 171ZM195 169H197V168H195ZM201 169H202V170L204 169V167H202V165H200V170H201ZM205 169H206V168H205ZM207 169H208V168H207ZM227 169H229V166H228ZM78 170H80L79 167H78ZM78 170H76V171H78ZM97 170H96V171H97ZM171 170H172V169H171ZM174 170H175V169H174ZM177 170H178V169H177ZM185 170H186V171H185ZM197 170H198V169H197ZM197 170H196V171H197ZM202 170H201V171H202ZM76 171H75V172H76ZM96 171H93L94 173H96L95 175L98 174V173H97L98 171L100 172V169H99L97 172H96ZM122 171H123V169H122ZM138 171H139V169H138ZM143 171H144V170H143ZM159 171L157 172V174L160 173ZM172 171H173V170H172ZM193 171H195V170H193ZM193 171H192V174L190 173V175H192L193 178H194V176H195L197 173H196V172H193ZM198 171H199V170H198ZM198 171H197V172H198ZM201 171H199V172H201ZM209 171H211V170H209ZM248 171L251 173L250 170H248ZM73 172H74V171H73ZM75 172H74V174L76 175L77 172H76V173H75ZM82 172L80 171V174H81ZM91 172H92V171H91ZM91 172H88V174L90 173L89 175H88V174H87V175L84 174V175H82V176H84V177H85V176H89V177H90V176H92L91 174L94 175V173H91ZM103 172H104V171H103ZM125 172H127V173H126V175H125V174H124V175H125L126 177H129L130 174H132L133 171L130 173V172H128V170H127V168H126ZM134 172H135V171H134ZM149 172H148V173H149ZM153 172H152V173H153ZM170 172H171V171H170ZM175 172H176V170H175ZM181 172L183 173V168H182ZM206 172H207V170H203V173H206ZM223 172H225V171H223ZM253 172H254V171H253ZM256 172H257V171H255V173H256ZM260 172H261V171H260ZM262 172H264V171H262ZM78 173H79V172H78ZM86 173H87V172H86ZM128 173H129V176H127ZM137 173H139V172H137ZM143 173H144V172H143ZM168 173H169V171H168ZM172 173H173V172H172ZM176 173H177V175H179V172H176ZM176 173H175V174H176ZM186 173H185V175H186ZM193 173H194V174H193ZM243 173H244V172H243ZM80 174H79V175H80ZM114 174H116V172H115ZM118 174H120V173L118 172ZM133 174H134V173H133ZM133 174H132V175H133ZM149 174H150V173H149ZM149 174H147L148 176H146V177H149V176H150ZM153 174H154V173H153ZM157 174H155V175H157ZM173 174H174V173H173ZM175 174H174V175H175ZM199 174H200V175H199ZM199 174H197V175H198V176H201V173H199ZM208 174H209V173H208ZM208 174H207V175H208ZM252 174H253V173H252ZM259 174H260V173H259ZM261 174H262V173H261ZM263 174H264V173H263ZM263 174H262V175H263ZM70 175H71V174H70ZM99 175H101V173H100ZM108 175H110V174H106L107 177L105 176L107 180H105V177H104V176H102V177H104V178L100 177V178H102V179L100 180L101 182L97 181V180H99L98 178H96L97 176H94L97 180L94 179V177L92 176L93 179L95 180V182L92 181V184H90V183H91V182H90V183H89L90 185H92V186L94 185V186H95V184H96L97 182L100 183V184H96V186L98 185L97 187H95L96 189H94V187L92 188V189H94L93 191H96L95 194H97V193H98L97 191L99 190V194H98L99 196H98V195H96V196L100 197V196H101V192H103V191H101V190H103L104 187L108 184V182H107V181L109 180V179H108V178H109ZM124 175H122V176H124ZM138 175H140V174H138ZM151 175H152V174H151ZM155 175H154V176L152 175V177H149V178H152L153 180H154V179L156 180V178H155L156 176H155ZM158 175H159V174H158ZM166 175H167V174H166ZM217 175H218V174H217ZM217 175H216V176H217ZM221 175H222V174H221ZM0 176H1V175H0ZM71 176L74 177L73 175H71ZM77 176H78V175H77ZM82 176H81V177H82ZM136 176H137V175H136ZM141 176H143V174H142ZM183 176H184V175H183ZM188 176H189V173H187V177H188ZM204 176H206V175H203V174H202V177H203V178H204ZM209 176H210V175H209ZM219 176H220V175H218L216 178L218 179ZM78 177H79V179H80V176H78ZM89 177H87V179H88ZM92 177H90V178H92ZM126 177H124L125 182L128 181L132 176L129 177V178H127V180H126ZM184 177H186V176H184ZM189 177H190V176H189ZM195 177H196V176H195ZM242 177H243V176H242ZM244 177H245V176H244ZM244 177H243V178H244ZM246 177H247V176H246ZM74 178H76V177H74ZM82 178H83V177H82ZM113 178H114V179H113ZM115 178H116V177H113V176L111 177V176H110V179H111V180H109V182H111L112 180H113V181H112V183H109V184H112V186H116V185H117V183L114 182V181H116V179H117V178H116V179H115ZM121 178L123 179V177H121ZM121 178H120V176H119V177H118V180H117L116 182H118V181H120V180L123 181ZM170 178H171V177H170ZM199 178H201V177H199ZM203 178H201V179H203ZM206 178H207V180H208V177H205V181H206ZM211 178H212V177H211ZM216 178L214 177V179H216ZM263 178H264V177H263ZM0 179H1V178H0ZM69 179H71V177H68L67 181H68ZM72 179H73V178H72ZM76 179L78 180V178H76ZM83 179L86 180V177L83 178ZM103 179L105 180V182H103V181H104ZM119 179H120V180H119ZM176 179H177V178H176ZM188 179H189V178H188ZM201 179H200V180H201ZM209 179H210V177H209ZM248 179H249V178H248ZM254 179H255V178H254ZM259 179H260V178H259ZM1 180H2V179H1ZM34 180H35V181H34ZM34 180H30V179H29V180H26V181H33V182L35 183V182L37 181V179H34ZM73 180H74V179H73ZM73 180H70V181H73ZM80 180H82V179H80ZM85 180H84V181H85ZM89 180H91V179H89ZM89 180H87V181H89ZM132 180H133V179H132ZM132 180H130V181H132ZM150 180H151V179H150ZM153 180L151 181L152 185L155 184V180H154V181H153ZM190 180H193V179H190ZM194 180H195V179H194ZM197 180H199L198 177H197ZM200 180H199V181H200ZM226 180H228V179H226ZM229 180H231V179H229ZM252 180H253V179H252ZM252 180H251V182H252ZM257 180H258V178H257ZM23 181H25V180H23ZM44 181H45V180H44ZM49 181H50V180H49ZM65 181H66V180H65ZM67 181H66V183H68ZM70 181H69V183H70L71 185H73L72 187L70 186V189H71V192H72V191H75V190L77 189L78 186L76 185V186H77V187H76V186L74 185L75 180L73 181L74 183H71ZM78 181H79V180H78ZM78 181H77V182H78ZM87 181H86V183H87ZM142 181H144L143 183H145V179L142 180ZM156 181H157V180H156ZM186 181H187V180H186ZM199 181H198V182H199ZM201 181L204 182V180H201ZM253 181H254V180H253ZM260 181H261V180H260ZM19 182H20V181H19ZM37 182H38V181H37ZM37 182H36V184H37ZM46 182H47V180H46ZM79 182H80V185H81V182H82V186H81V188L79 187L80 192H81V189H84L85 187L82 188V187H83V181H79ZM93 182H94V184H93ZM113 182H114V184H116V185H113ZM153 182H154V183H153ZM180 182H181V181H180ZM189 182H190V184H191V181H189ZM193 182H194V181H193ZM221 182H222V181H221ZM229 182H230V181H229ZM249 182H250V180H249ZM249 182H248V183H249ZM21 183H22V181H21ZM30 183H32V182H30ZM49 183H50V182H49ZM84 183H85V182H84ZM86 183L84 184V186L86 185ZM102 183H104V184L107 183V184L104 185V184H102ZM133 183H134V181H133ZM151 183H150V184H151ZM187 183H188V182H187ZM200 183H201V182H200ZM230 183L232 184V181H231ZM243 183H244V182H243ZM252 183H253V182H252ZM263 183H264V182H263ZM36 184H35V186L38 187V186H39V185H38L39 183H38L37 185H36ZM40 184H41V183H40ZM63 184H64V183H63ZM70 184H69V185H70ZM76 184H77V183H76ZM109 184H108L107 186H109ZM121 184H122V183H121ZM135 184H136V183H135ZM145 184H148V185H149V183L147 182V178H146V183H145ZM181 184H182V183H181ZM183 184H184V183H183ZM195 184H196V183H195ZM219 184H220V183H219ZM221 184H222V183H221ZM227 184H228V183H227ZM227 184H226V185H227ZM244 184H245V183H244ZM244 184H243V186H244ZM259 184H260V182H259ZM13 185H14V184H13ZM15 185H16V184H15ZM42 185H43V184H42ZM42 185H41V186H42ZM65 185H67V184H65ZM65 185H64V188H63L62 186H61V188H62V189H66L67 191H69V190H70V189H69V186H66V187H65ZM78 185H79V183H78ZM87 185H88V184H87ZM87 185H86V187H87ZM99 185H100V187L104 185V187H101V188L98 189ZM125 185H126V184H125ZM131 185H132V184H131ZM192 185H193V184H192ZM246 185H247V184H245V186H246ZM257 185H258V184H257ZM5 186H6V185H5ZM9 186H11V185H9ZM29 186H30V185H29ZM35 186H34V187H35ZM45 186H46V184H45ZM74 186H75V187H74ZM119 186H120V185H119ZM123 186H124V185H123ZM177 186H178V184H177ZM193 186H195V185H193ZM247 186H248V185H247ZM259 186H260V185H259ZM3 187H4V186H3ZM11 187H12V186H11ZM27 187H28V186H27ZM109 187L111 188V186H109ZM109 187H108V188H109ZM129 187H130V186H129ZM195 187H196V186H195ZM207 187H208V186H207ZM261 187H263V186H261ZM40 188L43 189L42 187H38L37 189H40ZM44 188H45V187H44ZM87 188H88V191H90V190H89V186H88ZM90 188H91V187H90ZM102 188H103V189H102ZM110 188H109V189H110ZM115 188H116V187H115ZM204 188H205V187H204ZM259 188H260V187H259ZM25 189H26V188H25ZM54 189H56V188H54ZM62 189L60 190L61 192L64 191V190H62ZM72 189H75V190H72ZM79 189H78V191H79ZM92 189H91V191H92ZM100 189H101V190H100ZM105 189H106V187H105ZM109 189H106V192H107V190H109ZM111 189H112V188H111ZM122 189H123V188H122ZM124 189H125V188H124ZM124 189H123V190H124ZM126 189H127V188H126ZM128 189H129V188H128ZM128 189H127V190H128ZM26 190H27V189H26ZM30 190H31V189H30ZM49 190H50V188H49ZM85 190H86V192H87V189H85ZM85 190H84V191H85ZM189 190H190V189H189ZM194 190H195V189H194ZM198 190H201V189H198ZM204 190H207V189H204ZM262 190H264V189L262 188ZM33 191H34V190H33ZM60 191H59V192H60ZM76 191H77V190H76ZM76 191H75V192H76ZM159 191H160V190H159ZM181 191H182V189H181ZM184 191H186V190H184ZM208 191H209V190H208ZM238 191H239V190H238ZM241 191H242V190H241ZM241 191H240V192H241ZM246 191H247V190H246ZM256 191H257V190H256ZM260 191H261V190H260ZM46 192H47V191H46ZM51 192H52V191H51ZM71 192H70V193H71ZM104 192H105V190H104ZM108 192H109V191H108ZM189 192H191V191H189ZM192 192H193V193H192V194H193L192 196H191V194H190V195H189V194H188V195H186V194L184 195V194H183L182 196H184V197H180L178 194H172V195H170L169 197L167 196V197H168L167 199L159 200V201H158L159 203L157 202V203H158L157 205L153 206L151 209H148V212H147L146 214H144L145 217H147V216H151L152 218H153V217L155 218L156 215H160V217L167 216V218H168V216H170V215H172V214H175V213L178 214V213H180V214H181V217H180V216H178V217H179V218H182L183 221H184L185 219H188V220H190L191 222H192L191 219H193V221H197L198 219H201V220H204V221L206 220L207 223H211V222H212V227L218 229V231H219V229H222L223 227H230V225H233V224H236V225H237V224H242V223H244V224H242V225L244 226V225L247 224V221L250 222V223H256V224H257V223H262V225L264 224V219H263L264 216L261 218V214H260L262 211H261V212L259 211L260 213H256V215H260V216H259L260 218H258V220H254V219H251V218H247L248 216L246 217V216H242V215H241V213H242V210H241V209H243L245 206L243 207V205H240L239 203L235 202L234 199H233V201H232V200L224 199V197H215V194H214L213 192L211 193V192H207V191H205L206 193H208V195H209L210 198H208V199H209L208 201L206 200L207 203H205V202L202 203V204H203L202 206H193V205H192V206H190V207H186V208H182V207H180L181 205H182V206H183V205H186V206H187L188 203H185L187 200L184 201V199H185V198H188L189 196H191V197H193V198H194V196H195V199L192 200L191 203H189L190 205H191L192 203H193V204L198 203V200H197V198H198V194H200V195L203 196V193H202L203 191H202V192H199V191L196 190V191H192ZM248 192H252V191H249V190H248ZM253 192H254V191H253ZM257 192H258V191H257ZM263 192H264V191H263ZM263 192H262V193H263ZM5 193H6V192H5ZM53 193H54V192H53ZM63 193H64V192H63ZM63 193H62V194H63ZM77 193H78V192H77ZM87 193H89V192H87ZM158 193H159V192H158ZM161 193H162V191H161ZM176 193H177V192H176ZM182 193H184V192L182 191ZM187 193H188V191H187ZM201 193H202V194H201ZM206 193H204V194H206ZM241 193H242V192H241ZM259 193H260V192H259ZM64 194H69V192H68V193L66 192V193H64ZM71 194L73 195V193H71ZM74 194H76V193H74ZM79 194H80V193H79ZM79 194H78V195H79ZM82 194H83V192H82ZM85 194H86V193H85ZM92 194L94 195V192H93ZM92 194H91V195H92ZM102 194H103V193H102ZM104 194H105V193H104ZM104 194H103V195H104ZM218 194H219V193H218ZM225 194H226V193H225ZM83 195H84V194H83ZM83 195H82L81 197H83ZM93 195H92V197H93ZM105 195H107V193H106ZM112 195H113V194H112ZM208 195H206V197H207ZM75 196H76V195H75ZM85 196H87V195H85ZM94 196H95V195H94ZM110 196H111V195H110ZM115 196H116V197L119 196V192H118V191L114 193V197H115ZM164 196H165V195H164ZM223 196H224V195H223ZM232 196H233V195H232ZM44 197H45V196H44ZM70 197H71V195H70ZM88 197H90V196H88ZM101 197H103V196H101ZM191 197L188 198V201H189V199H190V200L192 199ZM206 197H204V198H206ZM73 198H74V196H73ZM75 198H76V197H75ZM75 198H74V199H75ZM79 198H80V195H79ZM79 198H78V199H79ZM83 198H84V197H83ZM86 198H87V197H86ZM96 198H97V197H96ZM112 198H113V197H112ZM112 198H111V199H112ZM183 198H184V199H183ZM230 198H231V197H230ZM232 198H233V197H232ZM88 199H89V198H88ZM92 199H93V198H92ZM113 199H114V198H113ZM117 199H119V198H117ZM199 199H200V198H199ZM116 201H117V200H116ZM188 201H187V202H188ZM203 201H204V200H203ZM203 201H202V202H203ZM209 201H211V202H214V201L216 202V201H218V203H217L218 205H217V206H214V207H211V206H209ZM238 202H239V201H238ZM200 203H201V202H200ZM242 203L244 204L245 202H242ZM248 203H249V202H248ZM159 204H160V206H159ZM166 204H167V205H166ZM246 205H247V204H246ZM158 206H159V207H158ZM175 206H176V207H179V208H176ZM247 206H248V205H247ZM249 206H250V205H249ZM117 207H119V206L117 205ZM245 208H246V207H245ZM261 208H262V207H261ZM263 208H264V207H263ZM263 208H262L261 210H263ZM247 209H248V208H247ZM250 209L252 210L253 208L250 207ZM254 209H257V208H254ZM259 209H260V207H259ZM111 210H112V209H111ZM119 210H120V208H119ZM239 210H241V212H240ZM245 210H246V209H245ZM245 210H243V212H245ZM116 211H117V210H116ZM246 211H247V210H246ZM253 211H254V210H253ZM256 211H258V210H256ZM114 212H115V211H114ZM254 212H255V211H254ZM245 213H246V212H245ZM250 213H252V212H250ZM55 215H56V214H55ZM246 215H247V214H246ZM249 215H250V214H249ZM262 215H263V213H262ZM27 216H29V215H27ZM31 216H32V215H31ZM31 216H30V217H31ZM34 216H38V215H34ZM39 216H40V215H39ZM39 216H38V217H39ZM140 216H141V215H140ZM160 217H159V218H160ZM171 217H172V216H171ZM178 217H177V218H178ZM23 218H24L23 216H21V215L18 216V215L16 214V215L14 216V218H11V219H4L5 222H3V224H6V225H7V224H10L11 222H13V226H14L15 224L18 225L19 222H20V223H22V225H25V224L29 225L28 222H27V220H24ZM179 218H178V220H180ZM172 219H173V218H172ZM182 219H181V220H182ZM2 220H3V219H2ZM53 220H55V219H53ZM143 220H145V219H143ZM178 220H177V222H178ZM188 220H187V222H188ZM222 220H227V221L224 222V221H222ZM9 221H10V222H9ZM183 221H182V222L180 221V222L183 223ZM206 221H205V223H206ZM244 221H245V222H244ZM7 222H9V223H7ZM48 222H49V221H48ZM81 222H82V221H81ZM85 222H86V221H85ZM87 222H88V221H87ZM87 222H86V223H87ZM116 222H117V221H116ZM116 222H115V224H116ZM127 222H128V220H127ZM175 222H176V221H175ZM180 222H178V223H180ZM223 222H224V224H222ZM51 223H52V222H51ZM83 223H84V222H83ZM98 223H99V222H98ZM125 223H126V222H125ZM181 223H180V225H181ZM250 223H249V224H250ZM36 224H37V223H36ZM112 224H113V223H112ZM117 224H118V223H117ZM117 224H116V225H117ZM199 224H200V222H199ZM249 224H248V225H249ZM11 225H12V224H11ZM11 225H10V226H11ZM53 225H54V224H53ZM53 225H52V226H53ZM178 225H179V224H178ZM7 226H8V225H7ZM18 226H19V225H18ZM18 226H16V227H18ZM25 226H26V225H25ZM52 226H51V228H52ZM201 226H202V225H201ZM205 226H206V225H205ZM16 227H15V229H16ZM194 227H195V226H194ZM206 227H207V226H206ZM249 227H250V226H249ZM18 228H19V227H18ZM28 228H29V227H28ZM32 228H33V225H32ZM32 228H31V229H32ZM35 228H37V226H35ZM207 228H209V227H207ZM233 228H234V225H233ZM235 228H236V227H235ZM239 228H240V227H239ZM15 229H14V230H15ZM67 229H68V227H67ZM194 229H195V228H194ZM196 229H197V228H196ZM216 229H213L212 232L215 233L214 230H216ZM237 229H238V228H237ZM262 229H263V228H262ZM34 230H36V229H34ZM232 230H234V229H232ZM241 230H242V228H241ZM15 231H16V230H15ZM36 231H37V230H36ZM193 231H194V230H193ZM197 231H198V230H197ZM216 231H217V230H216ZM237 231H238V230H237ZM16 232H18V231H16ZM46 232H47V231H46ZM77 232H78V231H77ZM202 232H203V231H202ZM261 232H262V231H261ZM12 233H13V232H12ZM12 233H11V234H12ZM242 233H243V232H242ZM8 234H9V233H8ZM14 234H15V233H14ZM14 234H13V235H14ZM17 234L19 235V233H17ZM24 234H25V233H23V235H24ZM259 234H260V233H259ZM1 235H2V234H1ZM13 235H12V237H13ZM23 235H22V236H23ZM14 236H15V235H14ZM4 237H5V236H4ZM16 237H17V235H16ZM19 237H20V236H19ZM58 237H59V236H58ZM1 238H2V237H1ZM9 238H11V236H10ZM55 238H56V237H55ZM61 238L64 239L63 236H62ZM61 238H59V240H60ZM65 238H66V237H65ZM67 238H68V237H67ZM12 239H13V238H12ZM12 239H11V240H12ZM17 239H18V238H15V239H14V240H15V243H14V244H16V240H17ZM1 240L3 241V239H1ZM40 240H42V239H40ZM70 240H71V239H70ZM77 240H78V239H77ZM2 241H1V243H4V242H2ZM4 241H7V240H4ZM17 241H18V240H17ZM36 241H39V240L37 239ZM36 241H34L35 243L32 242V241H31V242L33 243V245H35V244H36ZM43 241H44V240H43ZM50 241H51V240H50ZM55 241H56V240H55ZM55 241H54V242H55ZM61 241H62V240H61ZM73 241H74V240H73ZM19 242H20V241H19ZM21 242H22V241H21ZM27 242H28V241H26V243H27ZM39 242H41V241H39ZM39 242H38V243H39ZM62 242H63V241H62ZM67 242H68V240L66 241V244H69V245L71 244V241H70V243H67ZM7 243H9V241H8ZM38 243H37V244H38ZM57 243H58V240H57ZM74 243H76V240H75ZM74 243H72V245H73ZM10 244H11V243H10ZM12 244H13V243H12ZM22 244H23V243H22ZM24 244H25V242H24ZM42 244H43V243H42ZM42 244H41V245H42ZM66 244H64V245H66ZM113 244H114V243H113ZM124 244H126V243L124 242ZM6 245H7V244H6ZM19 245H20V244H19ZM60 245H61V243H60ZM62 245H63V244H62ZM69 245H67L68 247H66V246H64V247H66V248H70ZM83 245H84V244H83ZM83 245H82V246H83ZM88 245H89V242H88ZM88 245H86V246H88ZM23 246H25V245H23ZM46 246H47V245H46ZM73 246H75V247H73V248H76L77 245H73ZM82 246H81V247H82ZM92 246H93V245H92ZM133 246H134V245H133ZM20 247H21V246H20ZM36 247H38V246H36ZM41 247H42V246H41ZM43 247H45V246H43ZM47 247H48V246H47ZM78 247L80 248V251H81V249H83V248L80 247V245H78ZM84 247H85V246H84ZM240 247H241V246H240ZM12 248H13V247H12ZM17 248H19V247H17ZM22 248H23V247H22ZM25 248H26V246H25ZM79 248H78V249H79ZM86 248H87V247H86ZM92 248H93V247H92ZM133 248H134V247H133ZM241 248H242V247H241ZM6 249H7V248H6ZM8 249H9V248H8ZM31 249H32V248H31ZM37 249H38V248H37ZM12 250H13V249H12ZM19 250H20V249H19ZM22 250H23V249H22ZM32 250H33V249H32ZM43 250H45V249H43ZM90 250H91V249H90ZM3 251H4V250H3ZM5 251H6V250H5ZM15 251H16V249H15ZM20 251H21V250H20ZM33 251H34V250H33ZM35 251H36V250H35ZM41 251H42V249H41ZM48 251H49V250H48ZM54 251H55V250H53V252L51 251L52 254H51L50 252H48L50 255H52V257H51L50 255H47V257L50 256L51 258L55 259L54 261H56V262H54L53 260H51V258H49V260H51L52 262H54L53 264H57V260H56L55 256L57 257V256H59V255H56V254H55V256H54ZM78 251H79V250H78ZM84 251H85V250H84ZM92 251H93V250H92ZM252 251H253V250H252ZM13 252H14V251H13ZM18 252H19V251H18ZM18 252H17V253H18ZM25 252H26V251L24 250L23 253L25 254ZM71 252H73V251H70V254H71ZM75 252H76V251L73 252V255H74ZM85 252L88 254V251H85ZM85 252H84V253H85ZM89 252H90V251H89ZM95 252H96V250H95ZM3 253H4V252H3ZM9 253H11V252H9ZM17 253H16V254H17ZM20 253H21V252H20ZM27 253H28V256L30 257V255H31L30 253H31V252L28 251ZM27 253H26L25 255H27ZM36 253H37V252H35V254H34L35 256H36ZM40 253H41V252H40ZM64 253H65V252H64ZM64 253L61 254V255H63V257H61V255H60V258H63V259H61V260H64V259L66 258L65 256L68 255V254H65V255H64ZM79 253H80V255H81V252H79ZM91 253H92V252H91ZM6 254H7V253H6ZM12 254H13V253H12ZM12 254H11V255H12ZM21 254H22V253H21ZM21 254H20V255H21ZM24 254H22L21 256H23ZM87 254H85V256H86ZM89 254H90V253H89ZM89 254H88V255H89ZM92 254H93V253H92ZM92 254H91V255H92ZM96 254H97V253H96ZM180 254H181V253H180ZM219 254H220V253H219ZM230 254H231V253H230ZM253 254H255V253H253ZM7 255H8V254H7ZM7 255H6V256H7ZM14 255H15V254H14ZM18 255H19V254H18ZM20 255H19L18 257H21ZM25 255H24V256H25ZM43 255H44V254H43ZM80 255H79V256H80ZM94 255H95V253L93 254V257H94ZM111 255H112V254H111ZM262 255H263V253H262ZM1 256H3V255H1ZM9 256H10V255H9ZM9 256H8V257H5V256L1 257L2 260H0V261H1V262H2V261L4 262L5 260H3V259L5 258V259H6L5 262H7V261L9 260V259H7V258H10V257H11V256H10V257H9ZM38 256L40 257V256H42V255H38ZM68 256H69V255H68ZM79 256H78V260L80 259ZM181 256H182V255H181ZM15 257H16V256H15ZM26 257H27V256H26ZM64 257H65V258H64ZM69 257H70V256H69ZM89 257H90V256H89ZM89 257L86 256L85 258H89ZM96 257H97V256H96ZM168 257H169V255H168ZM182 257H183V256H182ZM233 257H234V256H233ZM22 258H23V259L20 258V260H23L22 262L27 264V260H26V259L29 260V258H28V257L25 258L26 262H24V257H22ZM40 258H41V257H40ZM60 258L57 257V259H59V261H61ZM73 258H74V257H73ZM76 258H77V257H76ZM76 258H74L75 260L73 259V261H72V258H71V262H75V261H76ZM94 258H95V257H94ZM94 258H93V259H94ZM114 258H115V257H114ZM177 258H178V257H177ZM12 259H13V258L11 257L10 260H12ZM16 259H17V257H16ZM68 259H70V258H68ZM82 259H83V258H82ZM82 259H80V261H81ZM108 259H109V258H108ZM110 259H111V258H110ZM179 259H180V258H179ZM179 259H177V260L179 261V263H178V261L174 258V260H176L175 263L180 264V262H183V259L186 261V260L188 259V257H187L186 259H185V257H184L183 259H181L182 261H180ZM223 259H224V258H223ZM237 259H238V258H237ZM237 259H236V260H237ZM243 259H244V258H243ZM10 260H9V261H10ZM13 260L15 261V259H13ZM36 260H37V259H36ZM36 260H35V261L33 260L32 263L29 262V261H28V262L31 263V264H36V263H37V264H40V263H39L40 260L38 259V260H37L38 262H37ZM78 260H77V261H78ZM89 260H90V258H89ZM95 260H99V259H95ZM126 260H127V259H126ZM137 260H138V259H136V261H137ZM139 260H140V259H139ZM139 260H138V261H139ZM250 260H251V259H250ZM253 260H254V259H253ZM9 261H8V262H9ZM17 261H19V260H17ZM17 261H15L14 263H15V264H21V263H22L21 261H20L21 263H20V262H17ZM31 261H32V260H31ZM44 261H45V260H44ZM46 261H48V260H46ZM46 261H45V262H46ZM64 261H65V260H64ZM64 261H62V262H64ZM77 261H76V262H77ZM80 261H78V262H80ZM83 261H84V260H82V262H83ZM112 261H113V259H112ZM118 261H119V260H118ZM121 261H122V260H121ZM136 261L133 262V264H135ZM142 261H143V259H142ZM167 261H169V260H167ZM221 261H223V260H221ZM254 261H255V262H254V264H255L257 261H256V260H254ZM3 262H2V263H3ZM10 262H11V261H10ZM16 262H17V263H16ZM34 262H36V263H34ZM41 262H42V261H41ZM45 262H44V263L42 262V264H45ZM62 262H61V263H62ZM65 262H66V261H65ZM65 262H64V263H65ZM67 262H70V261L67 260ZM76 262H75V263H76ZM82 262H80V264H81ZM99 262H101V261L99 260ZM109 262H111V261H109ZM109 262H108V263H109ZM140 262H141V260H140ZM165 262H166V261H165ZM165 262H163V263L165 264ZM187 262H188V261H187ZM187 262H184L183 264H186ZM237 262L240 263L241 260L239 259V261H237ZM243 262H245V261H242L241 263H243ZM246 262H249V263H250L251 261L248 260V261H246ZM246 262H245V264H246ZM252 262H253V261H252ZM258 262H259V261H258ZM260 262H261V261H260ZM14 263H13V264H14ZM29 263H28V264H29ZM61 263H60V264H61ZM83 263H84V262H83ZM83 263H82V264H83ZM113 263H114V262H113ZM113 263H112V264H113ZM117 263L119 264V263H122V262H117ZM141 263H143V262H141ZM159 263H160V262H159ZM159 263H158V264H159ZM167 263H170V262H167ZM167 263H166V264H167ZM196 263H198V262H196ZM221 263H222V262H221ZM3 264H5V263H3ZM58 264H59V263H58ZM65 264H69V263H65ZM72 264H73V263H72ZM78 264H79V263H78ZM87 264H88V263H87ZM100 264H101V263H100ZM102 264H103V263H102ZM114 264H115V263H114ZM129 264H130V263H129ZM137 264H139V263H137ZM143 264H144V263H143ZM171 264H173V263H171ZM198 264H200V263H198ZM209 264H210V263H209ZM247 264H248V263H247ZM250 264H251V263H250ZM257 264H261V263H257Z\"/></svg>", "mask_w": 264, "mask_h": 264}]
</instances>
